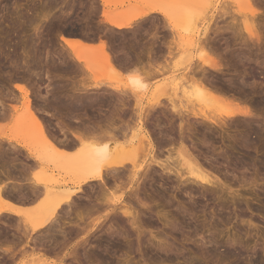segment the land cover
Returning a JSON list of instances; mask_svg holds the SVG:
<instances>
[{
    "label": "rangeland",
    "instance_id": "rangeland-1",
    "mask_svg": "<svg viewBox=\"0 0 264 264\" xmlns=\"http://www.w3.org/2000/svg\"><path fill=\"white\" fill-rule=\"evenodd\" d=\"M56 1H57V3H56ZM60 1H61V3H59ZM65 1L64 0H2V3H0V24H1L0 25V105L3 106L4 107L3 109L5 110L3 112L5 114H3V116L0 115V136H1L0 137V151H1L0 154L3 152L1 154V155H3L4 151H5V154L2 156V158H5L4 157L5 155L7 158V154H6V152H7L8 154H10V156L8 155V158L11 157L14 159V157H12V156H17L16 151L17 152L20 151L18 153L22 152L23 154L22 153H21V155L18 154L20 156H18L19 158H17V159H19L20 161L22 160V162L24 161V163H25L27 161V159L26 160H24L25 158L23 159V157H25V155H26L25 151L22 149L17 150L18 144L25 145L28 148H32V147L36 146V144L39 142L38 141L39 135L33 134L35 131H33L29 128V131H30L29 132L28 130L24 129V127L22 126L25 123V121L27 120L24 118V112L25 111L23 112V110H25L23 108L25 106L24 103H25L26 99L24 98V96L22 94H20L15 89V85L16 86L17 85L23 86L26 89V91L28 90L27 91L29 93L28 96L31 93V97H28L30 100L28 98L27 99L29 100L31 105H33V104L36 105V106L33 105L35 107V108L33 107V109L37 110V111L34 110V112H36L35 113L36 116L39 115L41 118L40 120L42 121V119H43L45 121V123L47 124L46 128H48V130L50 132L55 130L53 133L56 132L59 137L57 135H55V136H57L58 138H61L60 137L61 135L58 134L59 132H57L59 126L62 125L61 127H59L60 129L63 127L61 130H63L65 127V130H63L64 132L68 131L69 133H74L75 129H73V128H75V127H73L74 126L73 124H75V123H73V122L76 121L75 119H78L77 121L81 120L79 122H82V123H85V121H86L85 118L89 119L90 121L89 120H88L89 122L86 121L85 124L91 123V122L92 123L93 122L94 123L99 122V118L102 117V115L104 116V113L106 114V117H108L107 115L110 114V109L112 108V105H114L113 101H115V103H116L115 104L116 108H117V106H118V108H119V106H120V108H122L121 105H123V102L127 99V97L129 99V101L127 99L126 102L128 101L127 104L128 103L130 104V105L128 104V106L131 108V106L134 105L132 108L135 111H132L131 113H127L125 115H121L120 112L119 113L117 112L118 110L115 109V105H114L115 110H111V111L117 112V114L115 115V113L114 114L111 113V115L114 116V117H112L111 115H109L112 117V118L110 117L111 119L102 117L103 119H100V120L104 121V120L109 119L111 121L117 122V120H114V119H117L116 116H121L118 119H121V118L123 119L126 117V118H128V120H132L134 117L135 118L137 117L138 112H139L140 114L138 115V117L139 116L143 117L142 115H146V114L148 116H144V117L148 118L150 116L148 119L151 121V122L149 121V123L153 124L152 125L153 129L151 127H150L151 129L150 128L149 129L150 130H156V129H154V123L152 121L155 122V120L157 118H159L160 123L162 124L161 121H163V118L160 119L161 118L160 114L162 112L161 113H160V111L157 112L156 110H158V109L153 108V111L157 112L156 116H155L154 112L151 111V109H152L151 107L154 106V104L156 103V101L158 102V100H159V103L161 101V102H163L162 103L163 105L164 104L166 105V104H168V102H167L168 99H171L173 97L174 86L172 85L173 83L170 82L171 78L173 76V75H171L172 70L170 69L172 61L169 58L172 59V57H170V56H172V54L177 53L176 46L179 47L178 43L181 42L182 43L181 45H183V43H184V46H183L184 49H181L180 47H182V46H180L179 51H178L179 53H181L180 51H182V52L185 51V53L190 54L191 56H194V54H196V53L194 50H192V46H191L192 42L191 41H193V39L196 37L195 33H197V31H198L197 28L199 29V26L202 27V25H206V22L208 23V21L210 20L209 18H211V23L216 24V22H217L216 25H213V27L216 26L217 29L215 27H214L215 29L212 28V25H211V31L213 29L217 31V32L215 31L217 34V37L219 39L217 42L218 43L221 42L219 46H218V43L216 45L218 47V49L220 48L219 52H220V50L221 51L225 50V47L223 49L222 44L226 40H227L226 42H228V38L230 40L229 46H231V43H233V44L235 43L234 45H237L236 42L239 44L237 46H240L242 39L244 41V39L247 40V38H248L246 36V34L242 33L243 31L241 30L242 38L240 36L239 37L240 39H239L236 36V32H233L231 30L235 24L232 25L233 22L231 23L230 18L231 19L235 18L234 21L235 20L239 21L240 19H238L239 16H237V15L241 14V13L238 14V12H237L238 6H237L236 2H234L233 0H211L213 2L209 1L210 2L209 5H208V3H202V0H198V1H201V4H199V2L196 0V2H198V4H199V5L197 4V6L195 5L196 4L195 1L192 0V1H194L195 4H193V2H191V4L194 5V7L196 9L195 13H197L195 16H198V17L196 18L197 20L196 19L192 20V22H193L192 26L190 25L189 29L187 28L188 30L184 29L186 26H183L182 28L184 31L182 30V28L180 30L179 28L175 29L173 26H170V25L164 26L163 23H168V21L165 18H163L160 14H158V17L161 18L162 20H160L158 18H147L145 20H140V18H142L144 16L137 18V20H134L135 22L132 21L131 29L133 30V27L135 25H138L136 27L138 28L139 31L137 30L136 27L134 28V32H135V30H137L138 31L137 33H139V34H137L135 32L136 33L135 35L136 36L138 35L137 38L135 37L136 41H138L137 40L138 38L140 39L138 42H136L135 39H133L135 35H132V30H129V33H128V31L125 30L126 35H125V32L118 31L119 35H120L119 36L116 31H112L113 29L110 28L108 25H106L104 22L103 23L101 22V25H104V26H102L103 28H101L100 22H98L99 18L102 19V21H104L102 14H101L104 12L103 10H105L107 12L110 11V13L111 12L112 13L117 12L116 14L119 13V14L123 15L124 18L125 17L127 18L130 15V13H132L133 9L135 10V9L140 8L145 12L144 9L147 10V7L152 6L153 4L152 5L147 4L148 2L146 3V2H144V0H139V1L138 0L137 1L136 0H119V1H116V3L118 2V5L115 3H113L114 5H112V3H111V5H109L107 7H102L101 3L98 4L100 2L98 0H97L98 2L97 1L95 2L94 0H92L93 2L91 0H84V1L83 0H76V1H78V2H76L78 4H76L74 0H71V1L67 0V2H65ZM79 1L81 2L80 6H79V3H80ZM85 1L90 2L89 5L91 4V2H92V4L95 2V7L98 4L97 9L94 7V5H92L94 10L96 9V10H98V12L96 10L93 11L92 10L93 8L88 6L87 3H85ZM150 1H149V3H150ZM170 1H172V0H170ZM174 1H176V0H174ZM180 1L182 2V0H179V3L183 6L190 4L189 0L188 1L184 0L185 1L184 3H181ZM230 1L234 2V4H232ZM10 2H11V4H10ZM64 2L67 3V5L69 3L72 5V6L66 5L68 8L70 6L73 8V6L76 4L75 7L73 8L74 11L71 10L72 8L71 9L69 8L71 10V11H69V9H67L66 6H65V9L68 10L69 13L67 11H65L63 9V6L65 5ZM111 2H112V0H111ZM206 2H208V1H206ZM229 2H230V4H229ZM251 2H253V0H251ZM254 2L251 3V4H253V6L251 5L252 9L254 7V9L256 11L255 12L256 17L254 14V17L256 19L254 18L255 21H253L254 22L253 24H254V27H256L255 29L257 30V34L259 32L261 35V36L259 35L260 41L262 39V42H263L264 41L263 40L264 39V0H254ZM72 3H74V4H72ZM145 3H146V5H144ZM152 3H154V2H152ZM185 3H186V5H185ZM1 4H4L5 6H3ZM6 4H7V6H6ZM60 4H61V6H60ZM82 4H84V5H82ZM154 4L156 6H159L158 3L156 4V0H155ZM76 6L77 7L79 6L80 8H77L78 9L77 10V9H75ZM1 7H3L5 10ZM47 7H48V9H47ZM61 7H62V9H61ZM52 8L54 9L55 13L52 12L53 11ZM87 8L92 10V12L90 10V13L96 12L97 13L96 15H98V18L95 14L94 15L96 17L95 16L92 17L93 14H90L89 16H91V17L88 18L87 12H89V10ZM80 9H82V10L84 9L83 12H80ZM140 9H139V11L141 12ZM61 10H64V11L62 12ZM235 10H237V11H235ZM6 12H7V14H6ZM51 12L54 15H52ZM65 12H66V14H65ZM70 12H72L74 15H72V13H70ZM75 12H77V13H75ZM135 12L136 11H134V14L138 13V11L136 13ZM230 12L232 13V15H231L232 17L229 15V14H231ZM67 13L69 16L67 15ZM80 13H82V14H80ZM236 13H237V15H236ZM61 14H63V15L65 14L66 17H65V15L64 16L62 15V17L58 18L57 15L61 16ZM84 14L87 17L84 16ZM133 15H131V16H133ZM67 16H68V19L73 18L72 19L73 21L68 20ZM131 16H129V17H131ZM83 17H86V18L83 19ZM56 18H57V20H56ZM63 18H66L65 20L67 22L64 21ZM81 18L84 21L88 18L87 23H85L86 21L84 22ZM91 18L93 20H95L96 24H95V22L94 23L92 22L93 20H91ZM54 19H55V21H54ZM61 19H63V20H61ZM97 19H98V21H96ZM213 19H214V21H213ZM233 19H232V21H233ZM138 20H140V21H138ZM53 21H54V23L56 21H58L57 27H58V25H60L58 27L60 30L57 29V30H59V31H57L58 33H56L57 27L53 23ZM237 21H235V22H237ZM69 22H70V24H69ZM74 22H75V24H74ZM76 22L77 23L79 22V24H77ZM88 22L91 25V27L89 26L90 29L88 28V25H89ZM134 23H135V25L133 26L132 24H134ZM136 23H138V24H136ZM49 24L51 25V27ZM52 24H53V26H52ZM62 24L63 25L68 24V27H67V25L66 26L64 25L63 26L64 28H63L61 26ZM237 24H238V22H237ZM78 25H80V27ZM194 25H196V26H194ZM240 25H241V23L239 22L238 27L241 29ZM94 26H97V27H94ZM99 26L101 28V31H100ZM106 26H107V28L104 29ZM52 27L55 29V31H53V30L49 31L48 30V28L53 29ZM195 27H196V29H195ZM224 27L228 28L229 30L227 31V29H225ZM61 28L65 29V30H61ZM79 28H80V30H77ZM92 28L96 29L95 31L93 29V33H91ZM97 28L99 29V32H102V29L105 30L103 32H105V33L107 32L106 34H108V35H110V34L112 35V33H113V35H114V36L112 35L113 39L111 38L112 37L111 35L109 36L113 41H110L111 39H109V41L107 42L108 44L110 43L109 48L111 46V43L113 42L112 43L113 48H110V51L112 49L111 52L114 53V56L112 54L113 58H115V54L118 57L121 56V55H119V54H121L120 53L121 50L119 49V52H118L117 47L122 46L123 41L121 39L125 40L128 38L127 40H128V43L130 44L129 48L131 50L128 48H121V49H125V51L122 50L123 56H121V57L124 58V54H126V52H127V54L131 53L133 55L132 56V55L128 54L129 57L132 56V58H133L134 55L137 58L140 57L142 61L139 58V60L138 59L137 60L139 62L140 61L141 62L137 63L135 61V63H134V65L137 66L138 70H136V69L132 70L131 69L132 71L129 70L130 71L129 72L127 70V69H129V66L127 69L121 68L119 66L118 67L114 66V67H116V69L114 68L115 69L114 72L115 71L118 72L119 68L124 69V70L120 69V71H122L121 72L122 74L120 72H118V73L115 72L116 75L120 74L119 75L120 77L118 78V76H117L116 79H119L121 81L116 82L115 80L112 81V79H109V81H108V78H106L107 79L106 80L105 77H103L104 80H102V82H104L105 84L100 83L101 79L99 81V78H101V77L98 78L99 72L97 71L98 72L97 73L95 71V68L91 67L92 65L91 66L89 65V61H91L92 63L94 62L93 55L95 54V52L93 53V51H92L94 46L97 47V45L100 44L99 43L100 41L99 42L96 41L99 38V37L97 38V36H98L97 33H99ZM67 29H69V30L67 31ZM108 29H109V31H108ZM190 29L192 31V34L190 33L191 32ZM35 30H37V34L39 36L43 33V35H41L40 37L38 36V38H36L37 35H34L35 36L34 38L38 41H35V40H33L34 38H32L33 34L36 33ZM84 30L87 32L85 33ZM41 31H43V32L40 33ZM52 31H53V33H52ZM60 31H63V32H60ZM75 31H78V33H79V34L77 33V35L75 36V37L78 36L77 38L74 37V35L76 33ZM110 31H112V32L110 33ZM130 31H131V35H130ZM186 31L189 33H187ZM213 31H212V35H213V33H215ZM229 31H232V32L229 33ZM44 32L45 33L47 32V33L44 35ZM65 32H67V33L65 34ZM68 32H70L69 33L70 37L69 36L66 37ZM62 33H63V37H66L69 39L75 38V39H78L80 41H82V40L84 41L85 39H88L87 36H90L92 34L93 35L96 34V38L94 37L95 35L94 36L92 35L93 37L90 36L91 38H89V42L87 40H85L86 42L84 41L86 44H87V42L89 43L86 46H90L91 44L94 45V43L96 45L90 46L92 48L91 51H89L90 49L81 51L79 49L73 50V49H70L68 47L66 48L65 45H62V43L60 41ZM73 33H74V35H73ZM87 33H88V35H87ZM105 33H104V35H105ZM80 34H83L85 37H83V36L80 37ZM102 34L103 33H99V36L101 35V37H103L104 35H102ZM115 34H117V36ZM210 34H211V32H210ZM129 35H130V38H129ZM212 35H210V36H212ZM42 36H43V38H42ZM105 36H106L105 37L106 40L104 39V41H107L109 37L107 35H105ZM126 36H128V37L125 38ZM235 36L237 37L236 39H235ZM49 37H50V39H48ZM82 37L84 39H82ZM114 37L117 38L118 42L116 41V38H114ZM157 37H159V39ZM29 38H31V40ZM44 38H45L46 43H48L46 46L41 45V44H46V43H43ZM92 38H95L96 40L95 39L93 40ZM40 39H42V40H40ZM53 39H55V40H53ZM118 39H120V41H122V42H119ZM157 39L159 40L158 42H157ZM49 40H50V43H49ZM90 40L96 41L98 43H96V42L91 43ZM99 40H103V39L99 38ZM127 40H125L126 42L124 41L125 43H123V44H125V45L123 47L129 46V44L127 43ZM132 40H134V42ZM145 40H147V41H145ZM237 40H239L240 42ZM248 40H249L248 42H251L250 39H248ZM83 41H82V43H84ZM115 41H116V45L114 43ZM130 41H132L134 44L132 45ZM142 41L146 42V46H145V43H143L145 47L142 46L143 49L141 50L140 48H142V47H139V46L142 44ZM160 41L163 42L162 45H164V44L165 45L162 46ZM36 42H40V43L37 44ZM139 42H141V43H139ZM147 42H148V44H147ZM150 42H151V45H150ZM176 42L178 45L176 44ZM244 42H247V41H244ZM27 43H29V44H27ZM117 43H119V44H117ZM135 43L139 46L136 47L137 51L135 52V50L133 49L134 50V52H133L131 47L136 45ZM225 43H224V45L226 46ZM247 43H246V46L244 45L245 49H243L244 46H242V44H241L240 47H243L242 48L243 50L236 49L239 47L234 46L233 44H232V46H234V48H231L232 46L229 48L231 50L232 49L238 50L237 53H239V56L241 53H242L241 55L243 56V53H245V51L248 50L249 52L247 51V53L244 55L246 57L243 56L244 59H242V57L240 56L242 59V60H240V62H239V60L235 61V63H234V61H233V63L227 62L226 64H229V65H226L227 66L226 68L224 66H222V64H224L225 62L224 63L220 62L222 69H220V71L217 73H213V72L210 73V75L213 74L214 77H213V75H211L212 77L210 75L209 76L213 80V78H217L220 74H226V76L223 77V78H226L227 76H229V74L232 75V73H234L232 71V69L233 68L235 69L234 66L237 64L236 66L238 67V69L236 68V70L239 72H236V74L238 73L237 75L238 76L240 75L239 77L243 79L242 80L243 82H241V81L240 82L244 83V85H246V86H247V84L250 83L249 86H247L248 89H250V90H251V88L257 89V90H255L256 92L260 91L258 93L264 94V60L262 59L264 57H262L261 54H259L256 51V49L252 45V42L250 45H248ZM31 44L35 45V47H34L35 49L33 48V50H32V47L34 45L31 46ZM120 44H121V46H120ZM127 44H128V46H127ZM153 45H155L156 47ZM114 46H116L115 47L116 49L114 48ZM138 47L142 51L141 53H143L145 51L144 52V53H146L145 56H147L148 54L149 55L147 57H145L144 53H143L142 57H145V58L142 59V57L139 54L140 52L138 51ZM146 47L148 48V51H147ZM30 48L32 51L28 50ZM39 48L40 49L42 48L40 50L41 53L39 52ZM126 49H128V50L126 51ZM253 49H254V51H256L255 53L251 52V50L253 51ZM263 49H264V47H263ZM150 50L152 51V53ZM239 50L241 51V53ZM33 51L39 52L37 54L35 52L38 59H37V57H35V54ZM74 51L75 52L79 51L78 53L81 55V57L87 56L88 60H82L81 61L82 63L74 62L76 66L72 65L71 63H73V62H70V60L72 61V58L74 57V53H75ZM207 51L211 52L209 50H207ZM111 52H110V54H111ZM117 52H118V55H117ZM137 52L139 54V57L137 55ZM208 52H206L205 54H207ZM45 53H48L49 55L47 54L48 56L45 57L46 56ZM157 53L161 54L163 56V57L161 56L162 58H164V56H165V58L169 59L168 60L169 62H167V59H166V62H167L166 66L167 67L164 65L165 63H163V61H162V60H165V58L161 59V61H160L159 60L161 58L160 55H159L160 58L155 55ZM165 53H168V54L165 55ZM31 54L34 55V57L36 58L33 61H38V64L41 63L42 64V65H40L41 67L36 62L32 61L33 57L31 58V56H32ZM38 54H40V55H38ZM66 54H67V56H66ZM70 55H71V57H69ZM150 55H152V57L154 56L153 59H155V58L156 59L153 60L152 57L150 59V57H149ZM212 55H214V54L212 53ZM212 55L209 54L208 56H211L213 59H214V57L216 58V56L213 57ZM258 55H259V57L261 56V58H259ZM168 56H169V58H168ZM28 57H30V58H28ZM40 57L42 58V61L39 62V59L41 60ZM61 57L64 59H61ZM255 57H257V58H255ZM58 58L61 60L59 61ZM65 58H67V60H69V61L66 62ZM122 58H120V59H122ZM147 58H149L150 60H153L154 62L150 61V63H149L148 62L149 60L148 61L146 60ZM29 59L33 63L37 64L38 67H40V68H38L35 64L31 65L32 62L29 61ZM91 59H93V60H91ZM45 60H47V61H45ZM62 60L64 61L63 62L64 65L66 63L68 64V62H70L68 64V65H70V66H68V68H67V64H66L67 70H63V68L65 69V67L62 66L63 65L61 63ZM143 60L146 61V63H144ZM215 60H218V58ZM24 61L26 62V64L28 62V64L32 66V68H31V66H29L32 69V70L30 69L31 70L30 72L28 70L29 68H27V69L25 68L28 64L24 65L25 64ZM52 61H53V63H52ZM73 61H76V60L73 59ZM151 62H152V64H151ZM155 62H157V63H155ZM160 62H161V64L163 63L162 65H164V67L167 70H169V71H166V72H168L167 74L163 73L164 75L163 74H161L159 76L157 75V77L154 76V74L151 73V71H150L151 77H150V75L146 74V73H148L149 70L158 69L157 65H159L158 63H160ZM217 62H219V61H217ZM76 63H79V65L80 64L81 65L80 66L78 65V68H76V70H74L75 68L73 69L74 71L71 70L72 67H77ZM141 63H143L145 65H139ZM52 64H55V66ZM33 65H35L34 67L37 69H34ZM60 65H61L62 69H60L61 68ZM138 65H139V67H138ZM168 65H170V67ZM56 66L60 67L59 69L61 71L58 72V68ZM143 66H144V68H143ZM130 67H132V65ZM140 67H142L143 71ZM152 67H153V69H152ZM52 68H54V69H52ZM117 68H118V71H117ZM62 70L64 72L65 71L67 72L69 70L70 73L65 72V74H64V73H62L63 72ZM105 70H106V68H105ZM103 71H104V69H103ZM123 71H126V75ZM133 71H135V73H132L131 75L137 76L139 79L142 80V82L144 83L143 85H145L144 89L133 86V84L128 82L129 80H127V78L129 77V75H127V74H129ZM136 71L137 72L139 71V72L137 73ZM145 71H147L145 74L142 73ZM93 72H95V73H93ZM59 73H61V74H59ZM227 73H228V75H227ZM152 74H153V77H152ZM216 74H219V75H216ZM234 74H233V76L235 78V81H237L238 79L241 80L240 78L237 77L236 74L235 75ZM233 76H230V78H232ZM114 77H116V76H114ZM210 77L208 78V80L210 79ZM236 77H237V80H236ZM168 79H170V80H168ZM95 80L99 81L98 84L96 83ZM210 81H211V79H210ZM169 82H170V85H169ZM107 83H109V84L106 85ZM162 83H163L162 88L165 85H167L163 88L165 92L162 91L163 89L161 90V92H164L165 95H164V93H161L162 95L159 93V96H158L157 95L158 93L156 92V90L160 89L158 87H159V85L161 87ZM98 85L99 86L101 85L102 87H104L106 85L107 88H109V86H110V88L112 87L113 92L115 89L117 90V92L115 91L114 96L117 93L119 94V95L117 94L116 95L117 97L114 98L113 93L110 90V88L106 89L104 87V89H106V92H104L105 90H103V88L101 86L99 87V88H102V90L100 92L102 94L104 92V95L107 96V97H104V99L107 101H105V103H102V104H104V106L102 104H98L97 107L94 105L96 108L99 109V110L96 109V110H98V113H102L101 116L97 113L96 110H94L95 109L94 106H90V105H92V104H90L91 103V101H89L90 99H88V102H87L86 101L87 98H85L88 96L90 91L93 92L92 88L96 87L95 90H99ZM172 86H173V90L171 88ZM52 87H54V88H52ZM59 87H61V89L64 88V92L60 91L61 89ZM243 87L244 86H242V88ZM245 87L243 89H246ZM55 88H56V91H57V89L58 90L60 89L59 90L60 93H58V91L56 93ZM113 88H115V89H113ZM65 89L67 90V92L65 91ZM250 90H247V89L244 90V94H246L245 97L246 98L249 97L248 98L249 100L244 98L245 101L243 100L244 101V102L242 101L243 103L241 101L237 102V100H235V99L239 98V100L240 99L242 100V94H240L241 97H239L240 95L238 93H237L238 95L237 94L235 95L234 94L235 92H234L232 96L235 99H233L232 96L229 98V99L232 98L231 100L233 102H231V100H228V102L226 101L227 103L225 102V104L227 106L225 105L224 107H227V108L225 109L223 107L224 109L220 108L219 110L222 109L224 112H227V111L232 112L233 110L236 111V109L237 110H239V109L245 110L246 109V111H249L250 114H254V115H251V117L253 116L252 118H256V120H257L258 116H259V120H257V121L255 119L250 120L251 117H249L248 118L249 121H247L248 120L247 117H246V119L245 118L243 119V117H238V119L236 118V120L234 119V121H232V120L230 122L228 121L227 125H223V127H222V125H220V127L215 126L216 127L215 128L213 125L203 123V124H201V126L195 125L196 129L194 127V124H196V123H194V121H196V120H193L192 123H194L193 124L194 129H193V131H191L190 133L187 134L188 136H190V134H191V136H190L191 142L196 143V146H192V148L196 147L193 149L194 150L196 149L195 150L196 152L197 151L201 152V153H199V152L196 153L194 151L195 155L198 153L202 154V155H199V154L196 155V156H200V157H198V159H196V156L192 155V154H194V152H192L193 150L190 149L191 150L190 153L192 152L191 153L192 158L194 159L196 165L199 168H201V170L210 178V181H211L210 184L211 185H209V184L206 185L203 183L200 184L199 182H195L193 179L189 178L188 176L184 177L186 182H184L185 181L184 179H183L184 180L183 182L181 180L177 181L172 176H171V179L173 178V180L175 182H173V181L167 182L165 180L166 178L164 176H162V177L159 176V174H161V173H159L160 171L157 168H155V171H158V172H156L158 174H155V175L159 176L158 178H160V177L161 178L158 179L154 176L153 178H154L155 182H144V183L140 182L141 184L138 183V185L141 186V188L139 186H138L139 188L137 187L138 189H140L139 190L140 193L138 191V195L140 196L139 197L140 202L138 203L139 198H138V201H132L131 202V198L128 200L127 195H125L123 193V192H125V190L120 189V188H119V190L117 188L113 189V187H115V186H112L113 184L110 182L109 184H112V185L109 186V184H108L107 186H109L111 188L110 189L111 191L109 190V192H106L107 195H104L101 198L103 199L106 196V198L108 197L110 200L117 202V204H119V203L126 204L127 203V205L132 209V212H134V216L137 215V218H138L135 220V223H137V224H135V225L133 224L134 226H136V227H134L132 224L129 225V223L127 221H125L126 219H124V218H123L124 221L122 218H121L122 221H120V219L118 220L116 218V217H118V215L117 216L111 215V217L109 216L111 220L108 219L110 221L107 220L104 223H102V221L104 220V217L107 215V214H102L103 211H101V214L103 216L99 212H98L100 214L99 217L96 216L95 214L94 215L96 217L93 214L88 216V213H87L88 209L87 208L89 207V205L86 202V199L87 200H93V198L96 195H98L97 197L100 196V194L96 193L98 191V189H97L98 184L97 185H96V183H94L93 185L90 184L89 185L90 187L87 186L86 189H83L85 192L87 191L86 194L88 195V198H87V196L85 197L84 196L85 194H84L83 196H81V199H83V201H80V199H79V202H78V199L75 200V202L77 204L76 205L77 209L75 208V210L80 211V208L78 209L79 205L81 206V209H83L82 208L83 202H85L84 205L87 204V205H85V209H83L84 211H86V209H87V211L85 212L86 214L85 215L83 214L84 216H86V217H84L83 222H78L76 220L75 215L73 213L75 211L74 209H72L73 212L71 211L72 213L69 214L70 217H68V216L63 217V215H61V214H64V213L60 214L61 220H64L65 223H68V224L70 223L69 225H66V227L64 226V229H63L65 234H66L65 239L61 238V236H59V235H56L54 233V230L53 231H51V230L45 231L47 235L50 233L48 236H51V234L54 233L55 235L53 234L54 235L53 239H52V237L51 238L49 237L50 239H48L47 235H46L47 237L44 236L45 232L38 233L37 235H35V237L39 236L41 238L40 239L41 241L44 240L46 237V239H47L46 243H44V245H43L44 241L41 242L42 244L38 243L39 246L40 245H41V247L44 246L43 250L40 247L41 250H39V249H38V251L35 250V251H37V253L35 251H34V253H30V251H28L30 249L27 248L28 246L27 247L25 246L26 241L24 239H21V241H19L20 243L18 244L17 243L18 241H16L15 238H13V237H16L19 234H21V232L24 230L23 229L24 227L26 229H28L26 226H28V220L31 217L30 215H32L31 212H27L24 215H22L20 217L21 220H19L21 222H18L17 221L18 219L15 220L11 216H10L11 218L8 219L9 216L7 217V215H5V216L3 215L2 216L3 218L0 216V222L2 224V225H0V234L3 233L2 236L0 237V250L9 249L10 247L13 248L16 244H18L17 246H15L16 248H13V249L18 250L19 248L23 249L26 247L25 250H27V253L22 258H18V261L19 260L21 261V259L22 260L24 259L27 262V259L29 257L32 258L34 256L33 258H35V255H36V258H38V256L42 257L43 259L47 260L48 262L49 261L51 263L53 262V264H59V263L62 264L64 262H66V263L68 262L67 264H69V263L70 264H73V263L74 264H254L256 261H258L260 264H264V163H263L264 161L263 162L261 161V155H263V154H260L263 149L261 150L262 147L261 148L259 147L262 145L264 147V142H263L264 140H262V138L264 139V135L261 134L262 132L264 133V107L263 106H260V107L256 106L254 104V102L256 100V99H254L255 97L250 95V94H247V92L245 93V91H250ZM79 91H80V93H79ZM82 91H84V92H82ZM107 91L109 94L112 93V96H111L112 98L109 96ZM37 92L40 93V95ZM85 92L88 94H86ZM158 92H160V90ZM53 93H55V94H53ZM82 93L84 94L85 97L82 95ZM120 93L122 94V96L120 95ZM32 94H34V96ZM44 94L45 95L47 94L50 98L56 97L57 99L60 97L59 95L61 94L65 101H68L70 99L69 97L74 98L77 96L76 99L75 98L74 99L76 100V102L78 99H79V101H78V104L73 103L76 105V106L75 105L73 106L71 103V101L73 100V98H72V100L71 99L69 100L70 103H68L69 101L67 102L68 104H66V102H64V105H63L64 100H62L63 98L60 97L61 100L58 99V101L60 100V103L62 104V106H61V104L58 101L57 102L59 104L57 102H55L56 98H54V101H53V99H50L46 95V97H47V98H45L46 104H47V101L49 103L52 100L50 103L53 102L56 104V106H57V104L59 106L56 107L55 111H54L55 105L53 106L52 105L53 103L50 104L51 106H53L52 107V108H54L53 110H52V108H49L48 106L47 107L44 106L45 107L44 108L42 105H41L42 107L38 106L39 108H37V104L39 105V102H38V100L36 101L35 98L39 95L38 99L44 100V98H42L45 96ZM56 94L57 95L59 94V95L56 96ZM65 94L68 97L67 96L65 97L64 96ZM71 94H73L75 96H73ZM123 94H125L126 97H124ZM244 94H243V97H244ZM79 95H82L84 97V99L82 96L78 97ZM160 95H161V97H160ZM108 96L110 97L109 99H108ZM156 96H158L157 97L158 99L156 98ZM235 96H238V97L236 98ZM121 97H123L122 100H121ZM252 97L254 100L251 99ZM65 98L66 99L68 98V99L66 100ZM179 98H180V96H179ZM48 99H50V100H48ZM110 99H112L113 101ZM83 100H85L84 103H83ZM118 100H120V102L122 101L121 102L122 104H119L120 102ZM182 100H183L182 103L186 105L184 99H182ZM79 102L82 104V106L83 105L88 106V104H89V108L87 106L86 107L84 106L86 109L88 108L87 111H89L90 109L92 110V107H93L94 109L92 110V114L90 113L91 110L89 112H87V111L85 112V108H83V107H82L81 111L84 113L81 114L82 112L78 111L81 108L80 107L81 104ZM105 104H107L108 106ZM156 104H155V106H156ZM70 105H72L74 108L71 109ZM77 105L78 106L80 105L79 106L80 108H78ZM99 105H101V107L103 106L104 107L103 109H106V110L104 111L102 109V111H101V107ZM60 106H61V108H64L65 106L66 107L69 106L71 109L70 110L71 112L70 111L67 112L69 109H67L66 107L64 108V110L66 109L65 111L63 109H60ZM110 106H111V108H110ZM128 106H127V108H128ZM254 106H256V107H254ZM75 107H77L78 110H76L77 108H75ZM58 108H59V110H58ZM134 108H136V109H134ZM83 109H84V111H83ZM57 110L60 111L61 113H62V111H64V112L62 114L59 112V115H58V113H56V112H58ZM73 110L78 111L79 114L78 113L74 114V113H76V111L74 112ZM130 110H132V109H130ZM106 111H108V112H106ZM149 111H150V113H148ZM95 112L98 115L97 116L95 114L98 118L95 116V119H93L94 117H92V115H94L93 113H95ZM128 112H130L129 109H128ZM134 112H136L137 115H135V116H134V114L132 115V113H134ZM144 112H146V113H144ZM151 112H153V113H151ZM54 113H56V115H54ZM72 113H73L74 119L73 118H71V119H73V120L70 119V116L72 115ZM85 113H87V114H85ZM158 113H159V117L157 116ZM218 113H221V112L218 111ZM60 114L63 116V119H62V116ZM88 114H90V115H88ZM162 114H164V115H162V117L165 118V114H167V111H165V113L163 111ZM52 115L55 116V119ZM77 115H78V117L80 115V117L78 118ZM130 115L134 116V117L130 118ZM58 116H61V117H59V120L61 119L60 122L58 120ZM87 116L91 117V119L88 118ZM123 116H125V117H123ZM64 117H66V118H64ZM67 117H69L70 120L67 119ZM154 117H155V119H154ZM166 117H167V115H166ZM23 118L25 121L23 120ZM66 119H67V122H62V121H65ZM83 120H85V121H83ZM123 120H127V119H123ZM44 121H42V122H44ZM46 121H51V122L49 123ZM54 121H55V123H54ZM164 121L165 122H163V124H166V121H168V118H167V120H164ZM191 121H192V119H191ZM246 121L248 122L246 127L250 126V127H248V129L250 128V131L237 133V131L243 130L241 127H243L242 124L243 125H244V123L246 124ZM196 122H198V121H196ZM19 123L20 124L23 123V124L20 125ZM45 123H43V125ZM240 123H241V125H239ZM54 124H57V129L55 128L56 126ZM63 124L67 125L68 127H66ZM225 124H226V122H225ZM48 125H50V126L48 127ZM51 125H52V127H51ZM69 125H70V127H69ZM71 125H72V127H71ZM45 126L46 125H44V127ZM204 126L205 127L208 126L209 131H207L208 127L203 128ZM252 126H253V128H252ZM53 127L55 129H52ZM226 127H228V128H226ZM21 128H23V131L21 130ZM236 128L238 130H236ZM261 128H262V130H261ZM197 130H199L198 133H197ZM71 131H74V132H71ZM254 131H255V133H253ZM68 132H66L67 134L65 133L67 136H68ZM153 132L154 133H152V138L158 137L157 136L158 134L155 133L157 131H153ZM76 133H78V132H76ZM76 133H74V135H76ZM238 134L247 135L248 137L246 136V139L249 140L250 142H253V139H254V142L255 141L257 142L259 139H260L259 143H261V140L263 142V144L255 145L256 147L252 146L250 148V149H254L253 147H255L254 151L248 150L249 154H250L248 157L249 160L246 158H243L241 156H239V158L237 156V158H236V155H241V153H242V150H240V149H238V152L236 151L237 148L239 147L238 144L241 143L240 140L242 137L245 138V136L241 135L242 136L241 137ZM255 134H256V136H254ZM35 135L37 137H35ZM71 136H72V134H71ZM192 136H196L199 139L198 138L193 139ZM158 139L159 138H157V140ZM242 144H244V143H242ZM167 146H170V145L167 144L166 147ZM14 147H16L15 151H13V149H15ZM189 147L190 146H188V149H189ZM142 149H144L143 154L145 153L146 150H148V148H145V147H143ZM163 149H165V145H164V147L163 146L160 147V151ZM170 149H173V148H171V146H170L169 149L168 148L166 149L167 151L166 150L161 151L162 156L158 155V159H160L159 157H162V159H165V157L163 155L169 154L168 152L171 151ZM168 150H170V151H168ZM239 150L241 151L240 153H239ZM11 151L13 152V154L14 153L15 154L13 155L11 153ZM140 151L138 150L139 154H141V152H142V151L141 152ZM222 151H223V153H222ZM224 152L227 153V155L230 152L232 154H231V156L224 157ZM233 152L235 153V155ZM220 153H221V155H220ZM236 153H238V154H236ZM212 154H215V155H212ZM222 154H223V156H222ZM219 156H221L222 159L224 158V160H225V158H227V160L229 158L230 160L224 161L221 159V157L219 158ZM232 156H233V158H232ZM20 157H22V159ZM216 158H219V159H216ZM241 158H243L244 160ZM213 159H216V160H213ZM251 159H253V160L255 159V163ZM29 161L26 163L28 164ZM250 161H252V162H250ZM253 163H254V165H253ZM2 166L0 169L4 168L5 169L4 172H5L7 168L2 167ZM17 166L18 165H16V168H15V165L13 167L15 169H18ZM28 166H30V165H28ZM34 166L35 165L32 166V164H31L30 168L24 169V170H22L21 167H19V171L20 170L23 171V172L20 171V173H18L19 171L16 172L17 170H15V173H14V169H9V170L7 169L8 171H6V173H4V174H6V178L0 177V178L4 179V180L2 179L1 182H3V181L7 182L8 179L10 181L13 180V182H16V181L17 182L18 181L19 182H25V183L26 182H34L33 176L38 177L40 175L41 171H45V170H43V168L47 169V167H49V169H47L48 172L52 171L55 178L57 176H59V174H58L59 172L56 170V168H53V165H51V164L46 165L47 167L45 165H40V166L38 165L37 166V164H36L37 167L36 166L34 167ZM42 166H44V167H42ZM39 167L42 170L39 169ZM0 171L3 172V169ZM7 173H9V174L11 173L12 175L11 174L9 175L11 177H13V175L15 177L18 176L16 173H18L19 176L16 177L17 180L15 178V180H16L15 181L14 178L9 177L7 175ZM36 173H38L39 175H37ZM58 178L60 179V177H57V179ZM5 179H7V180H5ZM187 179L190 180L191 182H188ZM169 181H171V180H169ZM1 182H0V187L3 186V184H1ZM3 183L5 184V182H3ZM143 185H144V187H143ZM21 190H19V191L22 192ZM23 190H26V188H24ZM16 193H18V192H16ZM94 194H95V196H94ZM4 196H5L4 197L5 199L9 198V197H6L7 196L6 194H4ZM89 196L90 197L92 196L93 198L89 199ZM83 197H85L86 199H84ZM97 197H96V199L99 200L100 197L99 198H97ZM101 198L99 201H101ZM10 199H12V198H10ZM10 199H8V201H10ZM96 199L94 198L95 201H97ZM135 199H137V198H135ZM13 200L14 199H12L11 201H13ZM111 209H112V207L110 209L108 208L105 211L108 213ZM29 210H33V209L30 208ZM83 210H81V212ZM105 211H104V213H106ZM98 213H97V215H98ZM26 214H28V215H26ZM101 216H102V218H101ZM112 216L114 218H116L118 221L115 220L114 218L112 219ZM120 217L121 216L119 215L118 218H120ZM22 219L25 223H23ZM100 219L102 220L101 221L102 224L100 223L101 227H100V224L98 223V222H100ZM75 223H77L78 225L80 224L81 228L83 227L85 230L79 232L80 230H83V228L82 229L80 228V225H79V228H76L78 230H76L75 226H74ZM96 223H97V225L99 224L98 227H97ZM25 224H26V226H25ZM92 224H93V226H92ZM93 227H94V229H93ZM96 227L98 229L97 231H95ZM26 229L24 230L25 232L29 230V229L28 230H26ZM65 229H66V231H65ZM99 229H102V230H99ZM4 231H5V233H4ZM73 231H75V233ZM98 231H100V232H98ZM87 236H89V237H87ZM51 239L55 240V241H53V243L52 242L48 243L47 241H50ZM62 239H63V241H62ZM14 240L16 241V244H15ZM40 240L38 242H40ZM84 240L88 241V243L87 242L85 243L86 246H85V244H83L84 246L82 248L78 247L77 244L81 243V241H84ZM63 242H65V243L63 244ZM38 244H37V246H38ZM45 244H46V246H45ZM61 244H62V246L63 245L64 246L62 247ZM12 245H14V246L12 247ZM60 246H61V248H60ZM36 247H35V249H37ZM50 247H53V248H50ZM75 247H76V249L78 247V249L76 250ZM44 248L48 249L46 251L47 252L49 251V253H47L44 250ZM51 249L52 250L54 249L53 250L54 252L51 251ZM73 249L76 250V252ZM39 251H40V253H39ZM52 252L57 254V256L56 255L54 256V254ZM69 253H71V254L75 253V254L72 255V258H70L71 255ZM76 253H79V254L77 255ZM68 254H69V258L67 257ZM0 256H1V254H0ZM75 256L76 257L79 256V258L75 259ZM25 257H26V259H25ZM72 259H74V260H72ZM29 260L30 259H28V261ZM66 263H64V264H66Z\"/></svg>",
    "mask_w": 264,
    "mask_h": 264
},
{
    "label": "bare ground",
    "instance_id": "bare-ground-1",
    "mask_svg": "<svg viewBox=\"0 0 264 264\" xmlns=\"http://www.w3.org/2000/svg\"><path fill=\"white\" fill-rule=\"evenodd\" d=\"M65 1V0H64ZM71 1V0H70ZM75 1V3L76 2H78V1H76V0H74ZM84 1V0H83ZM92 1V0H91ZM95 2L97 1V0H94ZM98 1H100V3H101V6L102 7H107V6H109V5H111V3H112V5H114L113 3H115V4H117L118 5V2L116 3V1H119V0H112V2H111V0H98ZM97 1V2H98ZM114 1V2H113ZM137 1V0H136ZM139 1V0H138ZM150 1V0H149ZM149 1L148 0H144V2H148L147 4H153L152 6H149V7H147V10L146 9H144L145 10V12L142 10V9H140V8H138V9H133V11H132V13H130V15L129 16H131V15H133L134 14V11H138V13L137 14H134L133 16H131V17H123V15H121V14H116V13H110V11H105V10H103L104 12L103 13H101L102 14V17H103V20L104 21H102V19H100L99 18V21H98V19L96 20V21H98V22H100V25H101V22L103 23H105L106 25H108L110 28H112L113 30L112 31H116L117 32V34L119 35V32L118 31H122V32H125V30L126 31H128V33H129V30H132L131 29V23H132V21H134V20H137V18H140V17H142V16H147V14H149V13H154V12H156V13H158V14H160L163 18H165L167 21H168V25H170V26H173L175 29L176 28H179L180 30H181V28L183 27V26H186L184 29H186V30H188L189 29V27H190V25L192 26V20L194 19H196L198 16H195L197 13H195L196 12V9H195V7H194V5H192L191 4V2H193V4H195L196 6H197V4H198V2H199V4H201V1H198V2H196V0H194L195 1V3H194V1H192V0H189L190 2V4H187L186 5V3H185V5L186 6H183V5H181L180 3H179V0L177 1H174V0H172V1H170V0H156V4L158 3L159 4V6H156L154 3H155V0H151L150 1V3H149ZM158 1V2H157ZM185 1H188V0H185ZM184 0H182V2L181 3H184L185 2ZM205 0H202V3H208V5L210 4V2H213V1H211V0H206V1H208V2H204ZM210 1V2H209ZM234 2H236V4H237V8H238V11L237 10H235V11H237L238 12V14L239 13H241L240 15H237V13H236V15L237 16H239V18L238 19H240L239 21H237V20H235V21H237L238 22V24H237V22H235L234 21V19H233V21H232V19L230 18V20H231V23H232V25H234L233 27H232V31L233 32H236V36L239 38L240 36H241V38H242V33L243 34H246V36L248 37L247 38V40H245L244 39V41H249L248 39H250V41L252 42V45H253V47L256 49V51L259 53V54H261V56L262 57H264V49H263V47H264V41L262 42V39H261V41H260V38H259V35H260V33L258 32V34H257V30L255 29L256 27H254V22L253 21H255L254 20V18L256 17V14H255V9H254V7H253V9H252V6H253V4H251V3H253L254 2V0H253V2H251V0H233ZM50 2V1H49ZM65 2H67V0L65 1ZM64 2V6H63V9L65 10V11H67L68 13H69V11H71V10H73V8L75 7V5L76 4H78V3H76L74 6H73V8L71 7L72 5L69 3L68 5H71L69 8L71 9H69L67 6V3H65ZM73 2V1H72ZM80 2V1H79ZM93 2V1H92ZM92 2H91V4L89 5V3L90 2H86L85 1V3H87V5L88 6H90V7H92V5H94V7H95V2L92 4ZM152 2H154V3H152ZM231 2V1H230ZM230 2H229V4H230ZM234 2H231L232 4H234ZM251 2V3H250ZM256 2V1H255ZM254 2V3H255ZM0 3H2V0H0ZM48 3V2H47ZM56 3H57V1H56ZM59 3H61V1L59 2ZM100 3H98V4H100ZM121 3V2H120ZM119 3V4H120ZM146 3L144 4V5H146ZM228 3V2H227ZM8 4V3H7ZM7 4H6V6H7ZM10 4H11V2H10ZM54 4V3H53ZM72 4H74V3H72ZM97 4V3H96ZM98 4H97V6L95 7L96 9L98 8ZM198 4V5H199ZM1 5H3V6H5L4 4H1ZM55 5V4H54ZM67 5V6H66ZM81 5V2L79 3V6ZM82 5H84V4H82ZM143 5V6H144ZM252 5V6H251ZM11 6V5H10ZM60 6H61V4H60ZM65 6L67 7V9H69V11L68 10H66L65 9ZM77 7L76 6V8L75 9H77V8H80V7ZM86 6V5H85ZM100 6V7H101ZM156 6V7H155ZM83 7V6H82ZM81 7V8H82ZM87 7V6H86ZM101 7V8H102ZM116 7V6H115ZM145 7V6H144ZM233 7V6H232ZM235 7V6H234ZM1 8H3V7H1ZM45 8V7H44ZM54 8V7H53ZM52 8V9H53ZM89 8V7H88ZM87 8V9H88ZM93 8V7H92ZM142 8V7H141ZM4 9V8H3ZM10 9V8H9ZM47 9H48V7H47ZM59 9V8H58ZM61 9H62V7H61ZM85 9V8H84ZM83 9V10H84ZM95 9V10H96ZM139 9L141 10V12L139 11ZM5 10V9H4ZM7 10V9H6ZM57 10V9H56ZM64 10H61L62 12L64 11ZM78 10V9H77ZM76 10V11H77ZM82 9H80V12H83V10L81 11ZM86 10V9H85ZM89 10V12H87V15H88V18H90L91 16H89L90 14H93L92 15V17L93 16H95L97 13L96 12H93V13H90V10L91 9H88ZM93 11H95L94 10V8L92 9ZM92 10H91V12H92ZM74 11V10H73ZM72 11V12H73ZM97 12H98V10H96ZM53 13H55L54 12V9H53V11H52ZM51 12V13H52ZM72 12H70V13H72ZM85 12V13H86ZM135 12V13H136ZM233 12V11H232ZM52 13V15H54ZM68 13H67V15H68ZM75 13H77V12H75ZM231 13V12H230ZM6 14H7V12H6ZM60 14V13H59ZM65 14H66V12H65ZM64 14V15H65ZM80 14H82V13H80ZM95 14V15H94ZM254 14H255V17H254ZM51 15V14H50ZM62 15L63 14H61V16L59 15H57V17L59 18V17H62ZM63 15V16H64ZM72 15H74L73 13H72ZM77 15V14H76ZM75 15V16H76ZM230 16L232 15V13L231 14H229ZM235 15V14H234ZM248 15V16H247ZM69 16V15H68ZM68 16H67V19H68ZM74 16V17H75ZM84 16H86L85 14H84ZM97 16V18H98V15H96ZM95 16V17H96ZM149 16V15H148ZM65 17H66V15H65ZM72 17V16H71ZM87 17V16H86ZM86 17H83V19H85ZM101 17V16H100ZM214 17V16H213ZM232 17V16H231ZM241 17V18H240ZM52 18V17H51ZM76 18V17H75ZM80 18V17H79ZM78 18V19H79ZM88 18L84 21L82 18V20L85 22V23H87V20H88ZM208 18V17H207ZM64 19V21H66L65 19L66 18H63ZM63 19H61V20H63ZM73 18H69L68 20H71V21H73L72 20ZM77 19V20H78ZM210 20L208 21V23L206 22V25H202V27L201 26H199V29L197 28V33H195L196 34V37L193 39V41H191L192 42V50H194L195 51V53L196 54H194V56H191L190 54H187V53H185V51H180L181 53H179L178 51H179V47L180 46H184V43H183V45H181L182 43L180 42V43H178L179 44V47L178 46H176V51H177V53H175V54H172V56H170V57H172V59L171 58H169V56H168V58L172 61L171 62V75H173L172 76V78H171V83H173L172 85L174 86V94H173V97L171 98V99H168V104H162L163 102H161L160 101V103H159V100H158V102L156 101V106H155V104H154V106H152L151 108V111H153V108L154 109H158V110H156L157 112L158 111H160V113L162 112L163 113V111H164V113H165V111H167V114H165V118L164 117H162V115H164V114H160L161 116V118L160 119H162L163 118V121H161L162 122V124L160 123V120H159V118H157L156 120H155V122L154 121H152L153 123H154V129H156V130H150L151 128H152V125L153 124H151V123H149V117L148 118H146V117H144V116H148L147 114L146 115H142L143 117H141V116H139L138 117V115L140 114L139 112H138V115L136 114V112H134V113H132V115L134 114V116L135 115H137V117L135 118L134 116H131L130 115V118L132 117H134L132 120H128V118H126L125 116H123V117H125V118H123V119H127V120H123L122 118V120L121 119H118L119 117H121V116H116V118L117 119H114V120H117V122L116 121H111V120H109V119H107V120H104V121H101L100 119H103V118H110L111 116L112 117H114L113 115H111V113L112 114H114L115 113V115L117 114V112L119 113L120 112V114L121 115H125V114H127V113H131L132 111H135V110H133V106H131V108L128 106V104H127V102L129 101V99H128V97H127V99H128V101L126 102V100L123 102V105H121V107L122 108H120V106H119V108H118V106H117V108H116V103H115V101H113L112 99H110V100H112L113 101V103H114V105H115V109L116 110H118L117 112H112L111 110H115L114 109V105H112V108H111V106H110V114L109 115H111V116H109V115H107L108 117H106V114L104 113V116L102 115V113H98V108H96L97 107V105L98 104H102V103H105V101H107V100H105L104 99V97H107V96H105L104 95V92H106V89H109L110 88V86H109V88H107V86L106 85H108L109 83H107L104 87L106 88V89H104V87H102L101 85V87L103 88V90H105L104 92H103V94L100 92L101 90H102V88H99L100 86L98 85V89L99 90H95L96 89V87L95 88H92V90H93V92L92 91H90L89 92V94L88 93H86V94H88V96L87 97H85L84 96V94L82 93V95L85 97V98H87V102H88V99H90L89 101H91V103L90 104H92V105H90V106H94L95 107V109L92 107V110L94 109V110H96V109H98V110H96L97 111V113L101 116L102 115V117H100L99 118V122H91V123H87V124H85L86 123V121H88L89 119H87V118H85L86 119V121L85 120H83V121H85V123H82V122H79V121H81V120H79V121H77L78 119H75L76 121H74L73 123H75V124H73L74 126L73 127H75V128H73V129H75V132L74 131H71V132H74V133H76V132H78V133H76V135H74V133H69L68 131H63V130H65V127H64V129L63 130H61L59 127H61V126H59L58 127V131L57 132H59L58 134H60L61 136V138H58L59 136L57 135V133L55 134V133H53L55 130H53V131H49L48 130V128H46L47 127V124L45 123V121L42 119V121H44V122H42L40 119V116L38 115V116H36V112H34V110H36V109H33V107L34 106H36V105H31V103L29 102V98L28 97H31V93H30V95L28 96V90L26 91V89L23 87V86H16L15 85V89L20 93V94H22L23 96H24V98L26 99V101H25V103H24V108L23 109H25V110H23V112H24V118L25 119H27L26 121L24 120V118H23V120L25 121V123L23 124V123H21V124H23L22 126L24 127V129H26V130H28L29 131V128L31 129V130H33V131H35L33 134H38L39 135V142L36 144V146H34V147H32V148H28L27 146H25V145H21V144H18V147H17V150H24L25 151V157H23V159L24 160H26L27 159V161L26 162H28L29 160V163L27 164L26 162L24 163V161L22 162V160L20 161L19 159H17V158H19L18 156H20L21 155V153H18V152H20V151H16V153H17V156H12V157H14V159L13 158H11V157H9L8 158V155L10 156V154H8L7 152H6V154H7V158H6V155L4 156L5 158H2V156L5 154V151H4V154L3 155H1L0 154V165L2 166V167H6L8 170L9 169H14V173H15V170H17L16 172H18L19 171V167H21V169L22 170H24V169H28V168H30V166H31V164H32V166L33 165H35L36 166V164H37V166L39 165H53V168H56V170L59 172L58 174H59V176H57V177H60V179L58 178L57 179V177L55 178L54 177V174L52 173V171L51 172H48V170L47 169H49V167H47V169H44L43 168V170H45V171H41L42 169L39 167V169H41L40 171V175L38 174V173H36L37 175H39L38 177H36V176H33V178H34V182H17L16 180H17V178L16 177H18L19 176V174L18 173H20V171H22V170H20L18 173H16L18 176H14L13 175V177H11V176H9L10 174L9 173H7V175L9 176V177H11V178H14V180H15V178H16V182H13V180L12 181H10L8 178V180L7 179H5V180H7V182L6 181H3V182H5V184L3 183V182H1L2 181V179L3 178H6V174H4V173H6V171H8L7 169H6V171L4 172V168H2L3 169V172L2 171H0V177H3V178H0V182H1V184H3V186L2 187H0V216L2 217L3 215L5 216V215H7V217H8V219L9 218H11V217H13L15 220L16 219H18L17 221L18 222H21V221H19V220H21L20 219V217L22 216V215H24L25 213H27V212H31V214L32 215H30L31 217L29 218V220H28V226H26V224H25V226L29 229H26L25 227L23 228L24 230L26 229V230H28V231H22L21 232V234H19L18 236H16V237H13V238H15V240L16 241H18L17 243L19 244L20 242L19 241H21V239H24L26 242H25V246L27 247V248H29L30 250H28V251H30V253H34V251L35 250H37L38 251V249L39 250H41L40 249V247H41V245L39 246V244L42 242V241H44L43 242V245H44V243H46V237L50 234H46V232L45 231H53L54 230V233L56 234V235H59V236H61V238H64L65 239V232H64V226L66 227V225H69L68 223H65L64 222V220H61V217H60V214L61 213H64V214H61V215H63V217L65 216H68V217H70L69 216V214H71L73 211H72V209H74L75 210V208H76V202H75V200L76 199H78V202H79V199H80V201H83V199H81V196H83L84 194V196L86 197L87 196V198H88V195L86 194V192L83 190V189H86V187L87 186H89L90 184L91 185H93L94 183H96V185L98 184V187H97V189H98V191L96 192L97 194H100V198L102 197V196H104V195H107L106 194V192H109V190L111 189L109 186H111L112 184V186H115V187H113V189H118L119 190V188L120 189H123V190H125V192H123L125 195H127V197H128V200L131 198V202L132 201H138V198L140 197L139 195H138V191L140 190V189H138L139 187L141 188V186H139L138 185V183H140V182H155L154 181V176L156 177V178H158L159 176H164L166 179V181L167 182H175L174 180H173V178H175L177 181L178 180H181L182 182L185 180V178L184 177H186V176H188L189 178H191V179H193L195 182H199L200 184H209V185H211L210 183H211V181H210V178L201 170V168H199L197 165H196V163H195V161H194V159L192 158V155H195V150L193 149V148H196V147H193L192 148V146H196V143H192L191 142V134H190V136H188L187 134L188 133H190L191 131H193V129H194V127H195V125L197 126V125H200L201 126V124H203V123H207V124H209V125H213L214 127L215 126H218V127H220V125H222V127H223V125H227V122L229 121H234V119L236 120V118L238 119V117H243V119L245 118L246 119V117H247V119L249 118V117H251V115H254V114H250V112L249 111H246V109L245 110H242V109H239V110H237L236 109V111L235 110H233L232 112H230V111H227V112H224L222 109H226L227 107H224L226 104H225V102L227 101L228 102V100H231V99H229L232 95H233V93L236 95L237 93L240 95V94H242V100L240 99L239 100V98H237L238 96H235L237 99H235L233 96V99H235V100H237V102L238 101H243L244 100V98H246L245 96H246V94H244V90H250V89H248L247 88V86H249V84H247V86L246 85H244V83H241V82H243L242 80V78H240L237 74H236V72H239V71H237L236 70V68L238 69V67L235 65L234 67H235V69L233 70L232 69V71L237 75V77L238 78H240L241 80H237V77H236V80L238 81H235V78H234V76H233V74L234 73H232V75H230L229 74V76H227L226 78H223L224 76H226V74H216V75H219L217 78H213V80H212V76L211 75H213V74H211L210 75V73H217V72H219L220 71V69H222L221 67L222 66H224L225 68L227 67L226 65H229V64H226L227 62H232L233 63V61H234V63H235V61H238L239 60V62H240V60H242V59H244V57H246V56H244L246 53H247V51L248 50H246L245 51V53H243V56L241 55L242 53H241V51L240 50H243V49H245V46H246V43L247 42H244L243 41V39H242V41H241V43H240V46H241V44H242V46H244V48L243 47H240V46H237V45H239L237 42H236V44L237 45H234L233 43H231V46H232V44L234 45V46H237V47H239V48H236V49H240L239 51H240V56L242 57V59H241V57L239 56V53H237L238 52V50H234V49H229L231 46H229V42H230V40H229V38H228V42H226V41H224V43L226 44V46L224 45V43L222 44L223 45V49H224V47H225V50H220V52H219V49H218V47L216 46L217 45V41L219 40L218 39V37H217V34H216V30H214L215 28L217 29V27L216 26H214L213 27V25H216L217 24V22H216V24L215 23H211V18H209ZM256 19V18H255ZM51 20V19H50ZM49 20V21H50ZM56 20H57V18H56ZM75 20V19H74ZM90 20V19H89ZM91 20H93L92 18H91ZM101 20V21H100ZM197 20V19H196ZM54 21H55V19H54ZM54 21H53V23H54ZM59 21V20H58ZM58 21H56L54 24L56 25V27H57V22ZM63 21V22H64ZM201 21V20H200ZM203 21V20H202ZM213 21H214V19H213ZM212 21V22H213ZM67 22V21H66ZM80 22V21H79ZM79 22L77 23V24H79ZM93 23L95 22V20H93L92 21ZM135 22V21H134ZM162 22V21H161ZM235 22V23H234ZM239 22L241 23V29L238 27V25H239ZM84 23V24H85ZM89 23V22H88ZM92 23V24H93ZM230 23V22H229ZM230 23V24H231ZM51 24V23H50ZM49 24V25H50ZM69 24H70V22H69ZM74 24H75V22H74ZM95 24H96V22H95ZM98 24V23H97ZM136 24H138V23H136ZM195 24V23H194ZM237 24V25H236ZM1 25V24H0ZM65 25V24H64ZM63 24L61 25L62 27L64 26ZM67 25V27H68V24H66ZM65 25V26H66ZM99 25V24H98ZM133 26L135 25V23L134 24H132ZM211 25H212V28H214L212 31L213 32H215V33H213V35H212V31H211ZM52 26H53V24H52ZM60 25H58V27H59ZM72 26V25H71ZM79 27H80V25H78ZM83 26V25H82ZM89 26L91 27V25H90V23H89V25H88V28H89ZM102 26H104V25H101V28H103ZM132 26V27H133ZM136 26H138V25H135L134 27H133V30H132V35H135L139 30H138V28L136 27ZM188 26V27H187ZM194 26H196V25H194ZM193 26V27H194ZM50 27H51V25H50ZM55 27V26H54ZM56 28V33H58L57 31H59L60 29L59 28ZM74 27V26H73ZM94 27H97V26H94ZM137 28V30H135V32H134V28ZM140 27V26H139ZM198 27V26H197ZM201 27V28H200ZM37 28V27H36ZM53 28V27H52ZM64 28V27H63ZM63 28H61V30H65V29H63ZM66 28V27H65ZM99 28H100V26H99ZM101 28H100V31H101ZM107 28V26L104 28V29H106ZM188 28V29H187ZM223 28V27H222ZM225 28V27H224ZM57 29H59V30H57ZM70 29V28H69ZM69 29H67V31L69 30ZM85 29V28H84ZM90 29V28H89ZM93 29H94V31L96 30L95 28H92V32L91 33H93ZM192 29V28H191ZM191 29H190V31H191ZM195 29H196V27H195ZM225 29H227V31L229 30L228 28H225ZM39 30V29H38ZM47 30V29H46ZM48 30L50 31V30H53V31H55V29L53 28V29H50V28H48ZM74 30V29H73ZM72 30V31H73ZM77 30H80V28L79 29H77ZM87 30V29H86ZM97 30H98V32H99V29L97 28ZM182 30H183V28H182ZM241 30L243 31L242 33H241ZM36 31V33L35 34H33V37L32 38H34L35 36L34 35H37L36 36V38H38V34H37V30H35ZM40 31V30H39ZM53 31H52V33H53ZM71 31V30H70ZM85 31V30H84ZM89 31V30H88ZM91 31V30H90ZM103 31H105V30H103L102 29V32H99V33H103L102 35H104V33L105 32H103ZM107 31V30H106ZM108 31H109V29H108ZM112 31H110V33L112 32ZM184 31V30H183ZM225 31V30H224ZM232 31H229V33H231ZM43 31H41L40 33H42ZM60 32H63V31H60ZM76 33H75V35H74V33H73V35H74V37L77 35V33H78V31H75ZM80 32V31H79ZM87 31H85V33H86ZM97 32V31H96ZM95 32V33H96ZM187 32V31H186ZM194 32V31H193ZM210 32H211V34H210ZM39 33V34H40ZM47 33V32H46ZM45 32H44V35L46 34ZM67 32H65V34H66ZM70 32H68V34L66 35V37H70V34H69ZM90 33V34H91ZM99 33H97V38L99 37V38H101V39H103V40H99V38L96 40L95 38H96V34H92L95 38H92L93 40L95 39L96 41H100L99 43V45H97V47L96 46H94V45H96L94 42H96V41H91L90 40V42L91 43H94V45L93 44H91L90 46H94V48H93V53L95 52V54L93 55V59H94V62L92 63L91 61H89V65L91 66V67H94L95 68V71L99 74V76H98V78L99 77H101V78H99V81H100V79H101V82L100 83H104V82H102V80H104V78L103 77H105V79L106 78H108V81H109V79H112V81H116V82H118V81H121V80H119V79H116L117 78V76H118V78L120 77L119 75L120 74H117L116 75V73H118V72H122V71H120V69L121 68H128V66H129V69H127L128 71L130 70V71H132V70H134V69H136V70H138L137 69V66H135L134 65V63H135V61L138 63L139 61V54H140V56L142 57V55H143V53L145 52H143V53H141L142 51V49H143V47L142 46H144V44L143 43H145V46H146V42H143L142 41V44L139 46V45H137L136 43V45H134V46H132L131 48H132V50L134 49L135 50V52L137 51L136 49V47L137 46H139V47H142V48H140L139 49V47H138V51L140 52L139 54H138V52H137V55H138V57L139 58H137L135 55H134V57L132 58V54L130 53H128L129 55H132L131 57H129V55L127 54V52H126V54H124V58H122L121 56H123V51L122 50H124L125 51V49H121V48H128V49H130L129 47H130V44L128 43V36H126L125 38H127V39H125V40H127V43L129 44V46H128V44H127V46L128 47H123L125 44H123V43H125L126 41L125 40H123V39H121L122 41H120V39H118L119 40V42H122V46H121V44H120V46L121 47H117V51L119 52V49L121 50V54H119V55H121L120 57H118V56H116V54H115V58H113V56H114V53H112L111 51H112V49H111V51H110V48H113L112 46H113V42L111 43V46H110V48H109V45H110V43L108 44L107 42L109 41V39H113V33H112V37L110 38L109 36L110 35H108V34H106L105 33V35H107L109 38H108V40L107 41H104V39L106 40V36L104 35L103 37H101V35L99 36ZM121 33V32H120ZM163 33V32H162ZM187 33H189V32H187ZM191 34H192V31L190 32ZM79 34V33H78ZM84 34V33H83ZM83 34H80V37L81 36H83V37H85ZM117 34H115L116 36H117ZM122 34V33H121ZM137 34H139V33H137ZM212 35V36H210V35ZM215 34V35H214ZM41 35H43V33L41 34ZM40 35V36H41ZM53 35V34H52ZM86 35V34H85ZM87 35H88V33H87ZM86 35V36H87ZM92 35H90L91 37H93ZM123 35V34H122ZM125 35H126V32H125ZM130 35H131V31H130ZM130 35H129V38H130ZM39 36V37H40ZM48 36V35H47ZM50 36V35H49ZM90 36H87L88 37V39H85V40H87L88 42H89V38H91ZM120 36V35H119ZM138 36V35H137ZM137 36L135 35L134 36V38L133 39H135V41H136V38H137ZM143 36V35H142ZM162 36V35H161ZM235 36V39L237 38ZM245 36V35H244ZM261 36V35H260ZM31 37V36H30ZM46 37V36H45ZM66 37H63V33H62V36H61V38H60V41H61V43H62V45H65V47L67 48H70V49H73V50H75V49H79V50H81V51H84V50H89V51H91V47L90 46H86V45H88L89 43L87 42V44L82 40V39H84L83 37H82V41L85 43H82V41H80V40H78V39H75V38H77V37H75L74 39H69V38H66ZM136 37V38H135ZM42 38H43V36H42ZM114 38H116V37H114ZM141 38V37H140ZM158 39H159V37H157ZM262 38V37H261ZM30 40H31V38H29ZM47 39V38H46ZM48 39H50V37L48 38ZM80 39V38H79ZM110 40V41H113V40ZM132 39V38H131ZM152 39V38H151ZM157 39V42L159 41ZM234 39V40H235ZM240 39V38H239ZM29 40V41H30ZM33 40H35V41H38V40H36L35 38L33 39ZM32 40V41H33ZM40 40H42V39H40ZM39 40V41H40ZM53 40H55V39H53ZM138 41L140 40L139 38L137 39ZM144 40V39H143ZM232 40V39H231ZM233 40V41H234ZM264 40V39H263ZM25 41V40H24ZM44 42L43 43H46V41H45V38H44V40H43ZM116 41H117V38H116ZM116 41L114 42L115 43V45H116ZM125 41V42H124ZM133 42H134V40H132ZM132 41H130L131 42V44L133 45L134 43L132 42ZM138 41H136V42H138ZM145 41H147V40H145ZM223 41V40H222ZM237 41H239V40H237ZM98 42H96V43H98ZM118 42V41H117ZM220 42V41H219ZM235 42V41H234ZM240 42V41H239ZM251 42H248L247 44L248 45H250L251 44ZM37 44L38 43H40V42H36ZM42 43V42H41ZM49 43H50V40H49ZM108 45H107V44ZM139 43H141V42H139ZM138 43V44H139ZM160 43H161V45L163 44V42H161L160 41ZM221 43V42H220ZM220 43H218V46L220 45ZM244 43V44H243ZM26 44V43H25ZM27 44H29V43H27ZM48 43H46V44H41V45H47ZM117 44H119V43H117ZM147 44H148V42H147ZM156 44V43H155ZM176 44H177V42H176ZM177 44V45H178ZM32 45H34V44H31V46ZM40 45V44H39ZM150 45H151V42H150ZM165 45V44H164ZM164 45H162V46H164ZM144 46V47H145ZM153 46H155V45H153ZM234 46H232L231 48H234ZM27 47V46H26ZM29 47V46H28ZM35 47V45L32 47V50H33V48ZM39 47V46H38ZM42 47V46H41ZM116 46H114V48H115ZM135 47V48H134ZM148 47V46H147ZM146 47V49H147V51H148V48ZM150 47V46H149ZM152 47V46H151ZM156 47V46H155ZM159 47V46H158ZM182 47H180L181 49H184V47L182 48ZM43 48V47H42ZM41 48V49H42ZM161 48V47H160ZM165 48V47H164ZM243 48V49H242ZM35 49V48H34ZM40 48H39V52H40V50H41ZM116 49V48H115ZM128 49H126V51L128 50ZM145 49V50H146ZM152 49V48H151ZM166 49V48H165ZM247 49V48H246ZM29 51L31 50V48L30 49H28ZM31 50V51H32ZM131 50V49H130ZM129 50V51H130ZM134 50H133V52H134ZM207 50H209V51H211L214 55H212V53L211 52H208ZM128 51V52H129ZM151 51V50H150ZM157 51V50H156ZM175 51V52H176ZM256 51H254V49H253V51L251 50V52H253V53H255ZM34 52V51H33ZM36 52V51H35ZM35 52H34V54H35ZM38 51L36 52V54L37 53H39ZM75 52V51H74ZM79 52V51H78ZM78 52H75L74 53V57L72 58V61L70 60V62H73V63H71L72 65H75V63L74 62H79V63H82L81 61L82 60H88V58H87V56H84V57H81V55L78 53ZM110 52H111V54H110ZM118 52H117V55H118ZM155 52V51H154ZM160 52V51H159ZM173 52V51H172ZM206 52H208L207 54L209 55H212L213 57L214 56H216V58L214 57V59L211 57V56H208L207 54H205ZM249 52V51H248ZM31 53V52H30ZM41 53V52H40ZM92 53V54H93ZM151 53H152V51H151ZM150 53V54H151ZM185 53V54H184ZM252 53V54H253ZM36 54H35V57H37L36 56ZM46 54V56L45 57H47L49 54L48 53H45ZM48 54V55H47ZM91 54V55H92ZM112 54H113V56H112ZM134 54V53H133ZM145 54L146 53H144V56H145ZM168 53H165V55H167ZM170 54V53H169ZM32 55V54H31ZM38 55H40V54H38ZM149 55V54H148ZM147 55V56H148ZM156 56H158L159 57V55H160V57L162 56L161 54H155ZM254 55V54H253ZM257 55V54H256ZM66 56H67V54H66ZM147 56H145V57H147ZM261 56L259 57V55H258V57L259 58H261ZM34 59H33V58ZM34 57V55H32L31 56V58H32V61L33 60H35L36 58ZM44 57V58H45ZM64 57V56H63ZM69 57H71V55L69 56ZM92 57V56H91ZM145 57H142V59L143 58H145ZM150 57V59H151V57H152V55H150L149 56ZM154 57V56H153ZM153 57H152V59H153ZM157 57V58H158ZM159 57V58H160ZM163 57V56H162ZM160 58L159 60L161 61V59H164L165 58V56H164V58ZM28 58H30V57H28ZM41 58V57H40ZM43 58V59H44ZM120 58H122V59H120ZM218 58V60H215V59H217ZM255 58H257V57H255ZM37 59H38V57H37ZM59 59V58H58ZM61 59H64V58H62L61 57ZM61 59H59V61L61 60ZM66 59V62L67 61H69V60H67V58H65ZM73 59H75L76 61H73ZM93 59H91V60H93ZM138 59V60H137ZM149 58H147L146 60L150 63V61H152V62H154L153 60H155V59H153V60H150ZM166 59L167 58H165V60H162L163 61V63H165L164 65L166 66L167 65V62H169L168 60L169 59H167V62H166ZM263 60H264V58H262ZM140 60H141V58H140ZM29 61H31L30 59H29ZM31 61V62H32ZM40 61H42V58H41V60L39 59V62ZM45 61H47V60H45ZM142 61V60H141ZM140 61V62H141ZM144 61V60H143ZM158 61V60H157ZM217 61H219V62H217ZM25 62V61H24ZM33 62H36L37 64H38V61H33ZM31 63V65L32 64H35V63ZM64 61L62 60L61 61V63L63 64L62 66L63 67H65V69L63 68V70H67L66 69V64L64 65V63H63ZM70 62H68V64L70 63ZM139 62V63H140ZM152 62H151V64H152ZM220 62H225L224 64H222V66H221V64H220ZM52 63H53V61H52ZM60 63V62H59ZM79 63H76L77 64V67H72V69L71 70H73L74 68V70H76V68H78V65H79ZM144 63H146V61H144ZM155 63H157V62H155ZM162 63V64H163ZM22 64V63H21ZM27 64H28V62H27ZM26 64V62H25V64L24 65H27ZM37 64H35L37 67H38V65L40 66V65H42L41 63H39L38 65ZM51 64V63H50ZM67 64V68H68V66H70V65H68ZM154 64V63H153ZM159 65H157V68L158 69H154V70H147L148 71V73H146L147 71H145V72H142V73H146L147 75H150V77H151V73H153L154 74V76H156L157 77V75L159 76V75H161V74H167L168 72H166V71H169V70H167L165 67H164V65H162L161 64V62L160 63H158ZM170 64V63H169ZM220 64V65H219ZM31 65H27L25 68L27 69V68H29L28 70H29V72L32 70L31 68H32V66ZM35 65H33V67L35 66ZM45 65V64H44ZM52 65H54L55 66V64H52ZM51 65V66H52ZM81 65V64H80ZM79 65V66H80ZM94 65V66H93ZM132 65V67H130ZM136 67H134V66ZM137 65V64H136ZM139 65H145V64H143V63H141V64H139ZM139 65H138V67H139ZM150 65V64H149ZM29 66H31V68L29 67ZM76 66V65H75ZM114 66H119V67H121V68H119V71H118V68H117V71L118 72H114V70L116 69V67H114ZM159 66V67H158ZM169 67H170V65H168ZM19 67V66H18ZM21 67V66H20ZM23 67V66H22ZM41 67V66H40ZM40 67H38V68H40ZM53 67V66H52ZM57 67V66H56ZM60 67H61V65H60ZM60 67H57L58 68V72L59 71H61L60 69H62V67L60 68ZM151 67V66H150ZM167 67V66H166ZM223 67V68H224ZM229 67V66H228ZM24 68V69H25ZM51 68V67H50ZM60 68V69H59ZM71 68V67H70ZM69 68V69H70ZM105 68H106V70L108 71H106L105 70ZM115 68V69H114ZM141 69H142V67H140ZM143 68H144V66H143ZM156 68V67H155ZM31 69V70H30ZM34 69H37V68H35L34 67ZM52 69H54V68H52ZM103 69H104V71H103ZM124 69H121V70H124ZM132 69V70H131ZM147 69V68H146ZM145 69V70H146ZM152 69H153V67H152ZM169 69V68H168ZM19 70V69H18ZM56 70V69H55ZM62 70V71H63ZM73 70V71H74ZM100 70V71H99ZM25 71V70H24ZM57 71V70H56ZM72 71V72H73ZM106 71V72H105ZM129 71V72H130ZM142 71H143V69H142ZM150 71H151V73H150ZM153 71V72H152ZM66 72V71H65ZM65 72L63 71L62 73H64L65 74ZM67 72H69L70 73V71L68 70ZM66 72V73H67ZM101 72V73H100ZM124 73H125V75H126V71H123ZM128 72V73H129ZM137 72V71H136ZM139 72V71H138ZM137 72V73H138ZM93 73H95V72H93ZM123 73V74H124ZM132 73H135V71H133V72H131V73H129V74H127V75H129V77L127 78V80H129L128 82L129 83H131V84H133V86H136V87H138V88H141V89H144L145 88V85H143L144 83L142 82V80L141 79H139L137 76H132L131 74ZM141 73V72H140ZM150 73V74H149ZM59 74H61V73H59ZM103 76H102V75ZM122 74V73H121ZM153 74H152V77H153ZM163 74V75H164ZM234 74V75H235ZM97 75V74H96ZM211 77H210V76ZM227 75H228V73H227ZM114 76H116V77H114ZM145 76V75H144ZM222 76V77H221ZM230 76H233L232 78H230ZM97 77V76H96ZM113 77V78H112ZM210 77V79H211V81H210V79L208 80V78ZM213 77H214V75H213ZM97 79V78H96ZM151 79V78H150ZM98 80V79H97ZM97 80H95L96 81V83L98 84V82L99 81H97ZM107 80V79H106ZM168 80H170V79H168ZM152 81V80H151ZM165 81V80H164ZM241 81V82H240ZM21 82V81H20ZM153 82V81H152ZM170 82H169V85H170ZM99 83V84H100ZM166 83V82H165ZM105 84V83H104ZM252 85V84H251ZM262 85V84H261ZM112 86V85H111ZM162 86H163V83L161 84V87H160V85H159V87L158 88H160L159 90H160V92H158L159 90H156V92L158 93L157 95L159 96V93L161 94V93H164L165 91H164V87L165 86H167V85H165L163 88H162ZM173 86L171 87L172 88V90H173ZM242 86H246L245 88L246 89H243L242 88ZM114 87V86H113ZM52 88H54V87H52ZM51 88V89H52ZM60 89H61V87H59ZM59 89V90H60ZM113 89H115V88H113ZM163 89V90H162ZM47 90V89H46ZM49 90V89H48ZM59 90L57 89V91H58V93H60L59 92ZM82 90V89H81ZM91 90V89H90ZM95 90V91H94ZM110 90L112 91V87L110 88ZM161 90L162 91H164V92H161ZM255 90H257V89H252L251 88V90L250 91H245V93L247 92V94H250V95H252V96H254L255 98L254 99H256L255 100V102H254V104L256 105V106H263L264 107V94L263 93H258V92H260V91H258V92H256ZM54 91V90H53ZM52 91V92H53ZM55 91H56V88H55ZM57 91H56V93H57ZM60 91H63L64 92V88L63 89H61ZM65 91L67 92V90L65 89ZM85 91V90H84ZM84 91H82V92H84ZM110 91V92H111ZM115 91L117 92V90L115 89L114 90V92L112 91V93H113V97L115 98V97H117L116 95L118 94H116L115 96H114V94H115ZM119 91V90H118ZM31 92V91H30ZM51 92V91H50ZM62 92V93H63ZM73 92V91H72ZM78 92V91H77ZM101 94H100V93ZM169 92V91H168ZM249 92V93H248ZM35 93V92H34ZM38 93V92H37ZM61 93V94H62ZM79 93H80V91H79ZM107 93H108V91H107ZM112 93H108L109 94V96L111 97L112 96ZM39 95H40V93H38ZM49 94V93H48ZM53 94H55V93H53ZM59 95L60 97H62V95ZM67 94V93H66ZM64 95L65 97L67 96V95ZM107 94V95H108ZM237 94V95H238ZM243 94H244V97H243ZM33 96H34V94H32ZM37 95V94H36ZM39 95L35 98V100L37 101L38 100V102H39V105L37 104V108H39V107H49V108H52L54 105V107H55V109L54 108H52V110L54 109V111L56 110V107H58L59 105V103H60V100H61V98L59 97L58 99H60L59 101H58V99L56 98V97H54V98H56L55 100V102H57L58 104H57V106H56V104L55 103H48V101H47V104H46V100H45V98H47V97H49L47 94V97H46V95L44 96V97H42V98H44V100H39L38 98H39ZM50 95V94H49ZM57 94H56V96H58ZM71 95H73V94H71ZM78 95V94H77ZM82 95H79L78 97H81ZM119 95V94H118ZM120 95L122 96V94L120 93ZM124 95V97H126L125 96V94H123ZM162 95V94H161ZM161 95H160V97H161ZM164 95H165V93H164ZM52 96V95H51ZM70 96V95H69ZM73 96H75V95H73ZM82 96V97H83ZM108 96V99L110 98ZM158 96H156V98L158 97ZM167 96V95H166ZM179 96H180V98H179ZM68 97V96H67ZM77 97V96H76ZM76 97H74L75 99H76ZM84 97H83V99H84ZM239 97H241V95L239 96ZM29 100H28V99ZM50 98V97H49ZM54 98L53 97H51L50 99H53V101H54ZM63 98V97H62ZM71 100H72V98L71 97H69ZM73 98V100L75 101H71V103H72V105L74 106L75 104H78V101H79V99L77 100V102H76V100ZM112 98V97H111ZM249 98V97H248ZM248 98H246V99H248ZM34 99V98H33ZM32 99V100H33ZM50 99H48V100H50ZM66 99V98H65ZM68 99V98H67ZM66 99V100H67ZM69 99V100H70ZM123 99V97H121V100ZM125 99V98H124ZM158 99V98H157ZM156 99V100H157ZM166 99V98H165ZM182 99H184V101H185V103H186V105L185 104H183L182 102H183V100ZM251 99H253V97L251 98ZM253 99V100H254ZM62 100H64V98L62 99ZM68 100V101H69ZM115 100V99H114ZM249 100V99H248ZM34 101V100H33ZM68 101H63V105H64V102H66V104H68V103H70V101L68 102ZM82 101V100H81ZM80 101V102H81ZM109 101V100H108ZM119 102H120V100H118ZM117 101V102H118ZM245 101V100H244ZM243 101V102H244ZM32 102V101H31ZM37 102V103H38ZM68 102V103H67ZM79 102V103H80ZM85 102V100H83V103ZM86 102V103H87ZM110 102V101H109ZM122 102V101H121ZM119 103V104H122V103ZM126 102V103H125ZM226 102V103H227ZM230 102V101H229ZM231 102H233L232 100H231ZM242 102V103H243ZM36 103V102H35ZM73 103H75V104H73ZM94 103V104H93ZM165 103V102H164ZM50 104H52L53 106H51ZM61 104V103H60ZM81 104V103H80ZM125 104V105H124ZM162 104V105H161ZM42 105V106H41ZM51 107H50V106ZM72 105H70V107H71V109L72 108H74ZM103 106H104V104H102ZM105 105H107V104H105ZM128 106V108H127V106ZM130 105V104H129ZM189 105V106H188ZM39 106V107H38ZM61 106H62V104H61ZM61 106H60V109H63L64 110V108L66 107H64V108H61ZM76 106V105H75ZM78 106V105H77ZM80 106V105H79ZM78 106V108H80V110H78V108L77 107H75V108H77L76 110H78V111H81L82 110V107L83 108H85L87 105H83L82 106V104H81V106L79 107ZM85 106V107H84ZM100 107H101V105H99ZM101 107V111H102V109L104 108V107ZM108 106V105H107ZM227 106V105H226ZM256 106H254V107H256ZM0 115L1 116H3V114H5V113H3L5 110L3 109L4 107L3 106H1L0 105ZM44 107V108H45ZM70 107L69 106H67L66 108L67 109H69L67 112H69L71 109H70ZM88 108H89V104H88V106H87ZM224 107V108H223ZM262 107V108H263ZM35 108V107H34ZM48 108V109H49ZM87 108V109H88ZM207 108V109H206ZM220 108H222L221 110H219ZM42 109V108H41ZM87 109L85 108V112L87 111ZM108 109V108H107ZM128 109H129V111L130 112H128ZM130 109H132V110H130ZM134 109H136V108H134ZM58 110H59V108H58ZM57 110V111H58ZM66 110V109H65ZM64 110V111H65ZM75 110V111H76ZM91 110V109H90ZM89 110V111H90ZM92 110H91V114H92ZM104 111L106 110V109H103ZM150 110V109H149ZM263 110V109H262ZM37 111V110H36ZM44 111V110H43ZM46 111V110H45ZM49 111V110H48ZM64 111H62V113L64 112ZM74 111V110H73ZM72 111V112H73ZM74 111V112H75ZM78 111H76V113H74V114H77L78 113ZM83 111H84V109H83ZM89 111H87V112H89ZM109 111V110H108ZM108 111H106V112H108ZM218 111H220L221 113H218ZM259 111V110H258ZM41 112V111H40ZM47 112V111H46ZM52 112V111H51ZM59 112L60 111H58V112H56V113H58V115H59ZM71 112V111H70ZM82 112V111H81ZM141 112V111H140ZM154 112V111H153ZM153 112H151V113H153ZM157 112H154V115L156 116V113ZM223 112V113H222ZM56 113H54V115H56ZM61 113V112H60ZM61 113V114H62ZM84 112H82L81 114H83ZM144 113H146V112H144ZM148 113H150V111L148 112ZM262 113V112H261ZM23 114V113H22ZM26 114V115H25ZM39 114V113H38ZM51 114V113H50ZM60 114V115H61ZM65 114V113H64ZM71 114V113H70ZM79 114V113H78ZM85 114H87V113H85ZM94 115H92V117H94L93 119H95V116L97 115L96 114V112L95 113H93ZM96 114V115H95ZM66 115V114H65ZM88 115H90V114H88ZM129 115V114H128ZM166 115H167V117H166ZM257 115V114H256ZM27 116V117H26ZM51 116V115H50ZM53 116V115H52ZM62 116V115H61ZM61 116H58V120H59V117H61ZM70 116V115H69ZM72 116V117H71ZM70 116V119L71 118H73L74 116H73V113H72V115ZM76 116V115H75ZM98 116V115H97ZM96 116V117H97ZM157 116L159 117V113L157 114ZM169 116V117H168ZM261 116V115H260ZM29 117V118H28ZM54 117V119H55V116H53ZM77 117H78V115H77ZM79 117H80V115H79ZM78 117V118H79ZM88 118H90L91 119V117H89V116H87ZM111 117V118H112ZM128 117V116H127ZM253 117V116H252ZM251 117V118H252ZM256 117V116H255ZM43 118V117H42ZM51 118V117H50ZM64 118H66V117H64ZM76 118V117H75ZM98 118V117H97ZM96 118V119H97ZM110 118V119H111ZM167 118H168V121H166V124H163V122H165L164 120H167ZM250 118V120H256V118H252L251 119ZM49 119V118H48ZM52 119V118H51ZM62 119H63V116H62ZM67 119H69V117H67ZM67 119L65 120V121H62V122H67ZM69 119V120H70ZM74 119V118H73ZM73 119H71V120H73ZM81 119V118H80ZM84 119V118H83ZM148 119V120H147ZM154 119H155V117H154ZM153 119V120H154ZM191 119H192V121H191ZM46 120V119H45ZM61 120V119H60ZM60 120H59V122H60ZM68 120V121H69ZM109 120V121H108ZM152 120V119H151ZM193 120H196V121H198V122H196V121H194V123H196V124H194V123H192L193 122ZM257 120H259V116H258V119ZM256 120V121H257ZM18 121V120H17ZM90 121V120H89ZM88 121V122H89ZM245 121V120H244ZM243 121V122H244ZM247 121H249V119L247 120ZM246 121V124L244 123V125L242 124V126L243 127H241L243 130L241 131H237V133L239 132V133H241V132H249L250 131V128L248 129V127H250V126H248V127H246L247 126V124H248V122ZM255 121V122H256ZM21 122V121H20ZM23 122V121H22ZM46 122H51V121H46ZM61 122V123H62ZM151 122V121H150ZM225 122H226V124H225ZM43 123H45L44 125H46L45 127H44V125H43ZM54 123H55V121H54ZM57 123V122H56ZM70 123V122H69ZM68 123V124H69ZM20 124V123H19ZM20 124V125H21ZM67 124V123H66ZM193 124H194V127H193ZM56 127V129H57V124H54ZM63 125H65V124H63ZM237 125V124H236ZM239 125H241V123L239 124ZM262 125V124H261ZM50 125H48V127H49ZM66 127H68L67 125H65ZM235 126V125H234ZM51 127H52V125H51ZM69 127H70V125H69ZM71 127H72V125H71ZM151 127V128H150ZM206 127H208V126H206ZM205 126L203 127V128H206ZM221 127V128H222ZM238 127V126H237ZM257 127V126H256ZM28 128V129H27ZM54 127L52 128V129H55ZM150 128V129H149ZM199 128V127H198ZM197 128V129H198ZM201 128V127H200ZM216 128V127H215ZM226 128H228V127H226ZM235 128V127H234ZM252 128H253V126H252ZM260 128V127H259ZM51 129V130H52ZM67 129V128H66ZM153 129V128H152ZM195 129H196V127H195ZM202 129V128H201ZM240 129V128H239ZM21 130L23 131V128H21ZM61 130V131H60ZM68 130V129H67ZM77 130V131H76ZM207 130V129H206ZM236 130H238L237 128H236ZM261 130H262V128H261ZM153 131H157V132H155L156 134H158L157 136L158 137H156V138H152V133H154ZM198 131L199 130H197V133H198ZM207 131H209V127H208V130ZM30 132V131H29ZM66 132H68V136L66 135L67 133ZM262 132V131H261ZM260 132V133H261ZM66 133V134H65ZM253 133H255V131L253 132ZM23 134V133H22ZM71 134H72V136H71ZM243 134V133H242ZM241 134V135H242ZM261 134H263L264 135V133L262 132ZM55 135H57V136H55ZM70 135V136H69ZM239 136H241L240 134H238ZM197 136V135H196ZM196 136H192V138L193 139H196V138H198V137H196ZM242 136H245V138L244 137H242ZM240 138H241V143H239L238 145H239V147L237 148V152H238V149H240V150H242V153H241V155H236V158H237V156H238V158H239V156H241V157H243V158H246V159H248V157H249V151H254V149H255V145H259V144H263V142H262V140H264L263 138H262V140H261V143H259V141H260V139L256 142H254V139H253V142H250L249 140H247L246 139V136L247 135H242ZM254 136H256V134L254 135ZM1 137V136H0ZM35 137H37L36 135H35ZM248 137V136H247ZM258 137V136H257ZM263 137V136H262ZM157 138H159L158 140H157ZM250 138V137H249ZM199 139V138H198ZM246 139V140H245ZM199 141V140H198ZM252 141V140H251ZM196 142V141H195ZM242 143H244V144H242ZM170 145L171 146V148H173V149H170V150H168V151H170V152H168L169 154H165V155H163L164 157H165V159H162V157H159L160 159H158V155H161V151H163V150H166L167 148L169 149V147L170 146H167L166 147V145ZM193 144V145H192ZM195 144V145H194ZM164 145H165V149H163V150H161L160 151V147H164ZM190 146L189 147V149H188V146ZM237 145V144H236ZM231 146V145H230ZM229 146V147H230ZM252 146H255V147H253L254 149H250ZM143 147H145V148H148V150H146L145 151V155L143 154V151H144V149H142ZM260 148H261V150H262V152L260 153V154H263V155H261V161L263 162L264 161V147H263V145L262 146H259ZM15 149H13V151H15L16 150V147H14ZM232 148V147H231ZM249 148V149H248ZM190 149H192L193 151L192 152H194V154H192L191 155V153H190ZM229 149V148H228ZM138 150L141 152V154H139L138 153ZM226 150V149H225ZM239 150V153L241 152ZM249 150V151H248ZM167 151V150H166ZM231 151V150H230ZM235 151V152H236ZM1 152V151H0ZM197 152H199V153H201L200 151H197ZM196 152V153H197ZM11 153L13 154V152L11 151ZM198 153V154H199ZM222 153H223V151H222ZM229 153V152H228ZM234 153V152H233ZM252 153V152H251ZM15 154V153H14ZM13 154V155H14ZM18 154H20V155H18ZM23 154V153H22ZM143 154V155H142ZM198 154H196V155H198ZM231 152L227 155V153H225L224 152V157H228V156H231ZM236 154H238V153H236ZM195 155V156H196ZM199 155H202V154H199ZM212 155H215V154H212ZM220 155H221V153H220ZM227 155V156H226ZM234 155H235V153H234ZM23 156V155H22ZM162 156V155H161ZM167 156V157H166ZM194 156V157H195ZM222 156H223V154H222ZM163 157V158H164ZM198 157H200V156H196V159H198ZM205 157V156H204ZM221 156H219V158H220ZM17 160H16V159ZM21 159H22V157H20ZM219 158H216V159H219ZM232 158H233V156H232ZM231 158V159H232ZM235 158V157H234ZM243 158H241V159H243ZM162 159V160H161ZM216 159H213V160H216ZM221 159H222V157H221ZM222 160H224V158L222 159ZM227 160V158H225V160L224 161H226ZM230 159L228 158V160L227 161H229ZM240 160V159H239ZM244 160V159H243ZM249 160V159H248ZM247 160V161H248ZM251 160H253V159H251ZM198 161V160H197ZM218 161V160H217ZM246 161V160H245ZM254 161V163H255V159L253 160ZM31 162V163H30ZM216 162V161H215ZM240 162V161H239ZM250 162H252V161H250ZM241 163V162H240ZM254 163H253V165H254ZM264 163V162H263ZM15 165V168H16V165H18L17 166V168L18 169H15L13 166ZM28 165H30V166H28ZM1 166H0V168H1ZM34 166V167H35ZM36 166V167H37ZM33 167V168H34ZM42 167H44V166H42ZM32 168V167H31ZM155 168H157L160 172L159 173H161V174H159V176H157V175H155V174H158V173H156V172H158V171H155ZM2 169H0V170H2ZM52 169V168H51ZM10 172V171H9ZM13 172V171H12ZM23 172V171H22ZM13 173V174H14ZM35 174V173H34ZM12 175V174H11ZM171 176L173 177L172 179H171ZM160 177V178H161ZM187 177V178H188ZM10 178V179H11ZM160 178H158V179H160ZM188 178V179H189ZM19 179V178H18ZM168 179V180H167ZM184 179V180H183ZM187 179V181L188 182H191L190 180H188ZM4 180V179H3ZM60 180V181H59ZM162 180V179H161ZM160 180V181H161ZM169 180H171V181H169ZM164 181V180H163ZM165 181V182H166ZM176 181V182H177ZM180 181V182H181ZM112 183V184H109V183ZM162 182V181H161ZM184 182H186V180L184 181ZM213 183V182H212ZM109 184V186H107ZM141 184V183H140ZM139 186V187H138ZM85 187V188H84ZM90 187V186H89ZM96 187V186H95ZM138 187V188H137ZM143 187H144V185H143ZM24 188H26V190H23ZM109 188V189H108ZM22 189V190H21ZM19 190H21L22 192H20ZM94 190V189H93ZM24 191V192H23ZM111 191V190H110ZM116 191V190H115ZM122 191V190H121ZM16 192H18V193H16ZM85 192V193H84ZM90 192V191H89ZM93 192V191H92ZM21 193V194H20ZM94 193V192H93ZM95 193V194H96ZM139 193H140V191H139ZM4 194H6L7 196L6 197H9L8 199H10V198H12V199H14L13 201H11L12 199H10V201H8V199L6 198H4L5 196H4ZM95 194H94V196H95ZM93 196V195H92ZM90 197L89 196V199L90 198H93V197ZM98 195H96L94 198L96 199V197H97ZM85 197H83L84 199H86ZM99 197H97V198H99ZM94 198H93V200H87L86 199V202L88 203V205H89V207L87 208L88 209V216L89 215H96V216H98L99 217V215L101 214V211H103L102 212V214H107L105 217H104V220L102 221L101 219H100V222H98L99 224L101 223V221H102V223H104L105 221H107L108 219H110V217H111V215H114V216H117L118 215V217H119V215L121 216L120 218H118V217H116L118 220L120 219V221H122V219L124 218V219H126L125 221H127L128 223H129V225L130 224H137V223H135V220L136 219H138L137 218V215L136 216H134V212H132V209L127 205V203L126 204H123V203H119V204H117V202H114L113 200H110L108 197L106 198V196L102 199L101 198V201H99L100 200V198H99V200L98 199H96L97 201H95L94 200ZM126 198V197H125ZM135 198H137V199H135ZM85 201V200H84ZM140 202V198H139V201H138V203ZM82 203V202H81ZM80 203V204H81ZM84 203L85 202H83V205H84ZM79 204V203H78ZM134 204V203H133ZM82 205V208L83 209H85V205H87V204H85L84 206ZM132 205V204H131ZM112 207V209L107 213L105 210H107L108 208L110 209ZM33 209V210H29V209ZM80 208V211L79 210H75L73 213H74V215H75V218H76V220L78 221V222H83V220H84V217H86V216H84L86 213V211H87V209H86V211H84L83 209H81V206L79 205V207H78V209ZM77 209V208H76ZM28 210V211H27ZM81 210H83L82 212H81ZM72 211V212H71ZM104 211L106 212V213H104ZM134 211V210H133ZM76 212V213H75ZM100 214H99V213ZM97 213H98V215H97ZM136 213V212H135ZM84 214V215H83ZM101 214V215H102ZM26 215H28V214H26ZM94 215V216H95ZM11 216V217H10ZM87 216V217H88ZM95 216V217H96ZM103 216V215H102ZM102 216H101V218H102ZM110 216V217H109ZM3 218V217H2ZM114 217L112 216V219H113ZM116 218H114L115 220H117ZM122 218V219H121ZM63 219V218H62ZM99 219V218H98ZM124 219H123V221H124ZM13 220V219H12ZM96 220V219H95ZM111 220V219H110ZM110 220H108V221H110ZM117 220V221H118ZM22 221H23V219H22ZM126 222V223H127ZM138 222V221H137ZM23 223H25L24 221H23ZM72 223V222H71ZM94 223V222H93ZM101 223V224H102ZM127 223V224H128ZM139 223V222H138ZM73 224V223H72ZM99 224L97 225V223H96V225H97V227L99 226ZM101 224H100V227H101ZM107 224V223H106ZM0 225H2L1 224V222H0ZM80 225V224H79ZM79 225L77 224V223H75L74 224V226H75V229L76 228H79ZM133 225V226H134ZM73 226V225H72ZM73 226V227H74ZM86 226V225H85ZM92 226H93V224H92ZM105 226V225H104ZM97 227H96V229H95V231H97L98 229H97ZM103 227V226H102ZM134 227H136V226H134ZM80 228H81V225H80ZM83 228V227H82ZM81 228V229H82ZM138 228V227H137ZM74 229V228H73ZM93 229H94V227H93ZM17 230V229H16ZM76 230H78V229H76ZM80 230V229H79ZM85 229L83 228V230H80L79 232H81V231H84ZM99 230H102V229H99ZM65 231H66V229H65ZM68 231V230H67ZM94 231V232H95ZM2 232V231H1ZM43 232H45V235L44 236H46L45 237V239L44 240H40L41 238L39 237V236H36L35 237V235H37L38 233H43ZM74 233H75V231H73ZM77 232V231H76ZM78 232V233H79ZM98 232H100V231H98ZM4 233H5V231H4ZM19 233V232H18ZM52 233V232H51ZM53 233V234H54ZM83 233V232H82ZM3 234V233H2ZM2 234H0V237L2 236ZM53 234H51V236H48V239H50L51 237H52V239L54 238L53 236L55 235H53ZM69 234V233H68ZM13 235V234H12ZM79 235V234H78ZM58 236V237H59ZM42 237V236H41ZM50 237V238H49ZM87 237H89V236H87ZM44 238V237H43ZM51 239V240H52ZM87 239V238H86ZM14 240V241H15ZM40 240V242H38ZM47 241L48 243H53V241H55V240H52V241ZM16 241H15V244H16ZM62 241H63V239H62ZM65 241V240H64ZM88 243V241H86V240H84V241H81V243H79V244H77L78 245V247H83L84 245L83 244H85V243ZM39 243V244H38ZM65 242H63V244H64ZM14 244V245H15ZM18 244H16L15 246H17ZM37 244H38V246H37ZM42 244V243H41ZM14 245H12V247L14 246ZM88 245V244H87ZM13 247V248H16V247ZM37 246V247H36ZM45 246H46V244H45ZM58 246V245H57ZM61 246H62V244H61ZM61 246H60V248H61ZM64 246V245H63ZM62 246V247H63ZM67 246V245H66ZM85 246H86V244H85ZM22 247V246H21ZM26 247L25 248H23V249H13V248H9V249H3V250H0V254H1V256H0V264H53V262L51 263L50 261L48 262L47 260H45V259H43L42 257H39L38 255V258H36V255H35V258H31V257H29L28 259H30L29 261H28V259H27V262L23 259H21V261L19 260L18 261V258H22L26 253H27V250H25L26 249ZM35 247L37 248V249H35ZM43 247L44 246H42L41 248H42V250H43ZM68 247V246H67ZM66 247V248H67ZM78 247H77V249H78ZM50 248H53V247H50ZM55 249V248H54ZM53 249V250H54ZM65 249V248H64ZM72 249V248H71ZM70 249V250H71ZM75 249H76V247H75ZM76 249V250H77ZM44 250L46 251V250H48V249H45L44 248ZM52 249H51V251H53ZM67 250V249H66ZM74 250V249H73ZM76 250H74L75 252H76ZM37 251H35L36 253H37ZM50 251V252H51ZM47 252V251H46ZM45 252V253H46ZM54 252V251H53ZM52 252V253H53ZM72 252V251H71ZM39 253H40V251H39ZM47 253H49V251L47 252ZM51 253V254H52ZM61 253V252H60ZM81 253V252H80ZM54 254V256L56 255L57 256V254H55V253H53ZM70 255H71V257L70 258H72V255L73 254H75V253H73V254H71V253H69ZM69 254H68V258H69ZM77 255L79 254V253H76ZM32 255V254H31ZM95 255V254H94ZM29 256V255H28ZM43 256V255H42ZM97 256V255H96ZM76 258H79V256H75V259ZM25 259H26V257H25ZM64 259V258H63ZM62 259V260H63ZM72 260H74V259H72ZM64 261V260H63ZM79 261V260H78ZM61 262V261H60ZM72 262V261H71ZM59 263V262H58ZM64 263H66V262H64ZM64 263H62V264H64ZM68 263V262H67ZM66 263V264H67ZM59 264H61V263H59ZM70 264V263H69ZM74 264V263H73ZM254 264H260L258 261H256Z\"/></svg>",
    "mask_w": 264,
    "mask_h": 264
},
{
    "label": "crops",
    "instance_id": "crops-1",
    "mask_svg": "<svg viewBox=\"0 0 264 264\" xmlns=\"http://www.w3.org/2000/svg\"><path fill=\"white\" fill-rule=\"evenodd\" d=\"M100 3V2H99ZM149 15V16H148ZM147 18H158V19H160V20H162L161 18H159L158 17V13H156V12H154V13H149V14H147V16L145 15L144 17H142V18H140V20H145V19H147ZM140 20H138V21H140ZM163 25L164 26H166V25H168V23H163Z\"/></svg>",
    "mask_w": 264,
    "mask_h": 264
}]
</instances>
